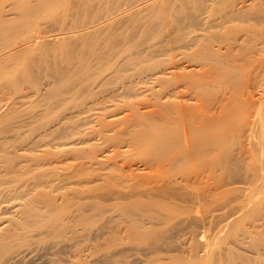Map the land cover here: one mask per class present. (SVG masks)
Returning <instances> with one entry per match:
<instances>
[{
  "label": "rangeland",
  "instance_id": "rangeland-1",
  "mask_svg": "<svg viewBox=\"0 0 264 264\" xmlns=\"http://www.w3.org/2000/svg\"><path fill=\"white\" fill-rule=\"evenodd\" d=\"M127 1H129V0H57L54 4L42 7L40 9V11H38L37 16L35 18L24 19L23 20L24 23H22L18 19H15L18 21L20 29H17V25L14 22H10L8 25H6V24L9 21L5 22L3 24H0V55H4V54L10 53L11 51H14L16 49L25 47L26 43L28 41H30L31 37L40 38V44H41L39 48H37L33 51H30L27 53L25 52V53L17 54L15 57L11 58L10 60H8V61L5 60L2 64H0V156H2V157H0V160H1L0 161V171H1L0 177L3 179L5 178L4 180L7 181V183L6 182L2 183V184L0 183V188L2 186L4 188H6V191L3 187L0 190V191H3V194L6 193L5 195H3V197L1 196V198H0V218H1L0 219L1 220V222H0V224H1L0 233H2L1 231L3 229H5V231L7 230L6 231L7 234H11V233L14 234L13 230H12L13 232H11V231L8 232V229H6V225L8 226L7 228L10 229V227H13L12 229H14L17 226V222H15L16 226H14V224L10 225L12 222L10 221V223H9V221L7 219H10V218H11L10 220L17 219L16 221H21L23 218L25 219L27 212L24 211V209H25L24 206L27 207L28 204H29V208H31L30 206L33 205V207H32V209L34 210L33 212H35L37 210L34 213V214L37 213L36 216H39L38 214L42 215V216H40V218H41L40 221H39V217L36 219L34 215H31V217H30V214H29V216H27L28 218L26 219V221L31 226L29 228L27 227L26 230L30 229L28 231H25L24 228H21V226L24 227V222H26V221H21V222H23V225L18 226V228L23 229L24 232H23V230H19L16 227L18 230L17 234H19V232H21L20 233L21 235L19 234L21 237H22V235L24 236L25 233L27 232L26 236L22 237V238H25L22 242L27 243V247H26V244L22 245V242H21L22 238L18 239V236H16L17 230L15 229V231H16L15 236H16V239L18 240V242H16L17 240L14 239L16 244H17L16 246L14 244V247L17 250V246L21 242V246H20V248L18 247L17 252L19 251V249L21 251H19L16 254V250L13 247L12 251L15 254L13 255L11 253L12 256L11 255L10 256L14 261L10 260L11 258L9 257V259L7 258L9 262H7L5 264H179V263L180 264H264V228H263L264 227V178L262 176V175H264V170L261 171V169H260L261 164H263V162H264V159L262 158V157H264V155L261 156V152L259 151V145H261V143L263 144L264 137L262 136V133L264 131H261L260 128L254 129L253 136L254 135L255 136L252 137L253 139H252V141H250V143L252 144V146H250V151H249L250 153H247L248 156H246L247 157L246 159L244 156H242V158L244 157L243 158L244 161L239 163V165L242 167V169L239 172V175H234V173L230 171L231 173L229 172V174H231V175L228 176L229 174H226L227 176H225V174H223V172L220 169H218L219 165L214 163L217 161V158L219 159V157H217L220 154L219 150H218L217 153H215L214 160L215 159L216 160L214 162L210 163L212 165L214 163V166L216 165V167H217L216 170H214V172L212 170V177L210 176L211 174L209 173V170L206 169L208 172H206V170H205V167H207V166L209 167L210 165H206L207 163H205V165H206L205 166L200 161H199L200 164H198V166L199 165L202 166V169L205 170V171H203L204 174L202 173V170H200L201 169L200 166L198 167L197 172H196L197 169L194 170V172H196V174L198 173V176L200 178L198 181H197V179H198L197 175L195 174L196 176H194L193 172L189 171V172H187V175L185 173V175L188 176L187 179L189 180V178H190L189 186L187 184H186L187 186L184 185L183 178L182 179L179 178V176H180L179 174H177V176L176 175L172 176V178L174 177L176 179V180H174L175 182L178 181V182H176L177 185H174L175 188L177 189L178 185H181L182 189H180V192H182L184 195H186L185 196L186 198L185 199L184 198L183 199L178 198L175 200V199H171L169 197L164 196V199L159 200V202L161 201L160 203L164 207H162V205L160 206L159 203L157 204V202H155L156 199L153 200L152 202H154V203L153 204L150 203L153 206L152 208H149L150 212L156 210L158 212L160 211L164 215H168V216L171 215L170 216L171 218L168 216L167 217L165 216L164 221L160 224L158 223L156 225L155 224L153 225L154 221L153 222L151 221V223H152L151 224L149 222V220L147 219L148 215H146L145 211L142 212L144 215L140 211L138 214V212H136V206H135V204H137V203L134 204L131 202L132 203L131 204L129 201L122 203L121 201L120 202L116 201L114 199V197L111 198L112 195L110 196V194L114 193L116 190L122 191L121 189H123V187H124L123 190L127 189L126 188L127 183L123 177L125 175H126L125 178L126 177H127V179L131 178L132 182H135L133 180V178L135 180L137 179L138 181H140L141 179L148 180V179H150L151 176L155 177V178L159 177V175L161 177L162 174H163L162 177L164 176V173L162 172V171H164V169H162V171H160L161 167H159V169H157L158 167L157 168L155 167V166H159V164L157 165L154 162H153V164L149 163V165L151 166L150 167L149 165H147L148 162H145L146 164L143 163V159H145L144 158L145 153L143 150H146V148H145L146 144L145 145L143 144L144 139L142 140V137L144 136L145 133L148 134L149 130H152L151 124H154V123L157 124V122H155L156 120H152L151 119L152 117H150V116L148 117L146 115V113L148 112L150 114V113H152L151 112L152 110L155 112V110H154L155 106L152 108V104L153 103L156 104V102H154V101H157L158 103L159 102H161V103L165 102L164 100H165L166 96H163V95L167 94V98L169 99L168 100L166 98V104L172 103V101H173V103H177L180 101L179 99H177L178 100L177 101L175 97H172L173 98V100H172V98L168 95V94H170L169 91H168V93H167V91L166 92L164 91L165 94L162 93L163 89L170 90V88L168 89V88L160 87L156 83H151L150 80L147 79L148 78L147 76H149L151 73H154V71H156V70H154L153 72H151V66H152V70H153V63L152 62L155 63L159 59L160 64H162V62L164 64V62H165L164 59L166 60V57L164 58V53L162 51V50H164V43H162V41L164 42L163 36L165 34L164 28H163L164 25H161L162 22L160 20L159 21L158 20H152V17L150 15H153V13L155 12L153 10V13L151 14L150 11H152V9H150V10L146 9L144 11L142 10L140 12L134 13V14H137V19H138L139 14H141V16L138 19L139 21H137L136 24L142 23L143 26L145 27L146 24L151 25V22L154 21L152 23V25L149 26L151 28V29L149 28V30H151L150 31L151 34H149L150 32L149 33L147 32L148 34L146 33L143 36H141V35L139 36V33L137 31V34L139 37L138 36L136 37V35H133L135 37V40H137V41H135V40H133L131 35L136 34V30H135V29H137L135 26L136 24H133L135 26V29L133 30L135 32L134 33V32H131L132 30L130 28H129V30H128V27L126 28V26H125L126 22L123 25H121L122 28H120L121 26H119V28H117V29L114 28V30H113L114 32L109 33L110 35L107 33L108 38H110V37H111L110 39L113 38V42H115V41L119 42V41H123V40L127 41L126 39H128L129 37H131L130 41H135L136 43L138 41L141 42V40L143 41V43L141 42L140 44H143L145 49H147V51L149 49V51H151V53L148 51L149 56H150L149 57L148 52L146 50H144L145 52H147V55L144 52L142 54H140L141 55L140 57H138V55H135L137 58V61L134 60L136 58H134V59H133V57L131 58L137 64L141 63L140 64V65H142L141 67H140V65L137 66V64H136V66L138 67L137 68L138 70L136 69V66L134 65L135 64L134 61L127 63L126 59H125L126 56L125 57L121 56V57L116 59V61H118V63L120 62L119 66L121 63L122 64L124 63L123 67H122V64L119 68L117 66V68L119 70L115 69V66L117 65V63L115 62V64H116L115 66H112L113 65L112 63L109 64L113 68H110V66L105 67L106 71L103 70L104 76L102 73V77H100L101 74L99 73L100 74L99 75L97 73V75H96V72L94 73L95 75L91 76V78L92 77L95 78V79H92L91 81L95 80L94 83L97 85L100 83L98 86H100L103 83V85H101L100 87H98L97 85H94V83L92 84L90 79L89 78H88L89 80L87 79V76L84 77L83 75H81V77L83 76L87 80H85L83 78L81 79L83 82L80 80L82 83H84L85 88L82 87V84H80L79 80H77V82L75 81L77 79V77L75 80H72L71 77H73V76L69 73V71L72 70L71 68H73L74 63H76V60L74 61V59L76 58L75 54H77V55L79 54L78 52L80 51V48H81V41H82V44L84 41V39L81 37L82 34L80 36H78L79 37V39H78L77 36L75 37V35H78V34H73V33L78 32L80 30L79 27L81 25H89V24H91V22L94 23V21H97V20L98 21L95 23L98 24V22L100 23L101 21H103L107 18L109 20L110 16L112 17V16H114L113 14L118 12L117 9L127 10L126 4H125V2H127ZM130 1H131V4L132 3L135 4V5L132 4L133 7L138 5L140 2V0H138V1L137 0H130ZM130 1H129V3H130ZM175 1L177 3H179L178 0H175ZM225 1L229 5H230V2L228 3V1L232 2V0H228V1L225 0ZM243 1L244 0H233L231 5L234 8H238L240 5H243V3H241ZM245 1H244V3L246 6L248 4L251 7L253 6V8H254V6H256V8H254L255 10H257L258 8H263V6H264L263 2H259L257 0H255V1H257L258 3L257 2L255 3V1H252V0H245ZM173 3L176 4L174 1H173ZM233 3H235V4H233ZM208 4H210V3H208ZM127 6H131V5L128 4ZM175 6H177V4ZM257 6H260V7H257ZM218 7L219 6H217L216 8H218ZM248 7H247V10L249 11V9L251 7H249V9H248ZM130 8H132V6ZM136 8L138 9L137 6H136ZM136 8H134L133 12H136V10H137ZM253 8H251V9H253ZM226 9H227V7H226ZM161 10L164 11V8ZM163 11H161V14L163 13ZM258 11H259V9H258ZM251 12H253V10ZM110 13H111V15H109ZM147 13H148V15H147ZM145 15H147V16H145ZM148 16L151 18L150 20H149ZM154 16H156V15H154ZM146 17H147V19H146ZM7 18L11 19L12 17L7 15V17L5 19H7ZM140 19H142V20H140ZM161 19H162V17H161ZM108 20H105V21H108ZM101 23H103V22H101ZM157 24H158V27L161 25L162 28H158L156 26ZM139 26H138V30H139ZM235 26H236V24H235ZM237 26L239 27V24ZM241 26L244 27L245 25L241 24ZM262 26H264V24H262ZM77 27H78V29H77ZM141 27H142V25H141ZM155 27H156V29H155ZM108 28H110V27H108ZM111 29H113V27ZM259 29L261 30V27ZM262 29L264 30V27H262ZM117 30H118V32H117ZM153 30H154V32H155V30H157V31L154 33ZM123 32H124V34H123ZM261 32H263V31H261ZM162 33H164V34H162ZM127 34H129V35H127ZM152 35H153V37H152ZM73 36L75 39L73 38ZM144 36H145V39H144ZM126 37H128V38H126ZM71 38H73V39H71ZM84 38H86V37H84ZM106 38H107V36H106ZM123 38H125V39H123ZM114 39H116V40H114ZM146 39L147 40L149 39V40L146 42ZM160 40H161V42H160ZM127 44H128V42H127ZM129 44L131 45L130 42H129ZM154 44H156V47L154 48L156 53L153 50ZM245 44L246 45H244V42H243L244 46H242V47L240 46V50L243 49L244 54H247L248 52H247V50H245V49H247V43L245 42ZM251 45L252 44L248 45L250 47V48H248V50L251 49L250 51H253V47ZM77 46L79 48H77ZM139 47L141 49H139ZM139 47H137L138 49H135V50L136 51L139 50V52H142V45H140ZM150 47L152 50L150 49ZM244 47H245V49H244ZM73 48H75L76 51ZM238 48H239V46H238ZM158 49L160 51L161 56L158 54ZM73 50H74V52H72ZM257 50H256V52H258L257 54H256V52H252L254 54L255 58L256 57L259 58L258 56H259L260 50L259 49H257ZM181 51L182 52L188 51V53H190L189 50H186V51L181 50ZM236 51H237V53H236ZM236 51H235L236 55H235V53H234V55L238 58H243L244 54H242V53L240 54L239 50H236ZM263 52L261 49V56H260L261 59H262V56L264 55ZM238 53L242 57L237 56ZM80 54H81V52H80ZM144 54L146 55V57L148 56V58H150L149 61H147L148 58L143 57ZM153 56L155 58L157 57L156 61H155V58ZM73 57H74V59H72ZM253 58H251V60H253V63L251 61V63H252L251 68H250V65H248L250 68V71L253 70V68H255V70L251 71V73L254 75V73L260 71L261 76H258L259 73L258 74L256 73L254 75L255 76L254 77L251 73H249L250 71L248 72V70H249L248 66L243 65V63H242L240 65V68L243 65V66H245L244 68L246 69V71L244 70V68L240 69L241 71L236 70V71H238V73H236L237 76H235V74L233 73L235 78H232L233 77L232 70L230 71L231 74H229L230 73V72H228L229 70H226V72L224 71L225 75H222L221 73H219V75L221 77L224 76V79L222 78L223 80L217 75L218 79L220 80L219 84H218V80L215 78L217 81V84L215 86H214V84L216 82L214 79L215 83H213V86L208 84V80H207V83H206V81H205V83L208 84V86L210 88L207 85H206V87H204V89L201 88V92L203 90L205 92H207V93H204V91H203V93L205 95L204 96L205 98H203L205 101L204 100L203 101L206 104V105L205 104L204 105H205V107L207 106L206 107L207 109L209 108L211 110V111H208V110L206 111L205 110L206 108H204L205 115L207 113V115L205 117H210L212 115V113L214 112V109H215L216 115L218 116V120L221 119L223 121L224 120L223 117H225L227 115L226 118L228 120H225V122L223 121L224 124H223V122H222V124L224 126L226 124H227L226 126H230L232 124V127H229L230 133L227 132V134H226L227 138H229V139H230L229 136L233 135L234 134L233 130H235L234 129L235 121H233L234 119H233V116H231V114L234 115L235 114L234 111H235V109H237V108H235V107H237V105H236L237 101L235 102L236 95H235V93L232 94L235 97V99H234L233 97L232 98L230 97V94L232 93V90L234 91V89H233L234 83H235V81H237L239 79L238 77L239 76L241 77V75H242V78H243V76L246 74V77L244 76L245 79H249L250 75H251V79L253 78L252 79L253 82L252 83L250 82L251 84L250 83L247 84V80H245L246 85L244 87H243L244 82L240 83L244 80V78L239 79V81L242 80L240 82L237 81L239 86H241V84H242V86H241L242 89L243 88L245 89L246 87H247L246 90L249 89L248 92L250 93V95H252V97H253L252 99L255 100L256 98L259 97V95L262 97L264 95L263 94L264 93V76H263L264 75V70H263L264 67H262V66H264V64L262 62V65H261L262 60L259 59V65H257L258 60L255 59L256 62H254ZM151 59H152V62H150ZM128 60H130V58H128ZM138 60H139V62H138ZM124 61L127 63V65ZM263 61H264V59H263ZM68 62H70V63H68ZM132 62H133V65L135 66L134 67L135 70H133ZM255 63H256V65H255ZM69 64L72 65V67H70ZM128 64H130L131 67ZM189 64H186V62L184 64L185 66L190 68L189 71L191 69H192V71L193 70L197 71L199 69V67L196 65H193V63H189ZM248 64H249V61H248ZM253 64L255 67L253 66ZM143 65L145 66V68ZM149 65H150V67H149ZM246 66L248 69L246 68ZM258 66H259V68H258L259 71L256 70V68ZM260 66H261V70H260ZM218 67H220V66H218ZM109 68H110V71H109ZM130 68H131L132 72L131 71L128 72V70H130ZM149 68H150V70H149ZM196 68H197V70H196ZM61 69H63V70H61ZM113 69L116 70V72H117L116 75H118L119 77L116 76L114 73H112ZM120 70H121V72H120ZM123 70H125V71H123ZM147 70H149V71H147ZM242 70L245 71V72L243 71L244 75L239 73V72H242ZM60 71L66 72L65 75H64V73L62 75V72L60 73ZM135 71L139 72L136 74V75L139 74L138 77L134 76ZM227 72L230 76H232V77H228L229 75L227 76V79L231 78L230 79L231 82L225 79ZM68 73H69V75H68ZM90 73L93 74V71ZM130 73H132L131 78H132L133 82L129 79L131 81L130 82L127 79V77L125 78V76H127V75L130 76ZM92 74H90V75H92ZM110 74H113V76L111 75V77H110ZM125 74H127V75H125ZM142 74H144V75L146 74L145 77ZM238 74H240V75H238ZM67 75L70 77H67ZM98 75H99V77L97 80L96 76H98ZM248 75H249V77L247 78ZM256 75H257V77H256ZM79 76H78V78H79ZM121 76H124V77H121ZM51 77H53L54 79ZM63 77H65L64 78L65 80H63ZM260 77H261V80H260ZM58 78H59V80H58ZM123 78H125V79L123 80ZM254 78H258L259 82L257 81V79L255 80ZM103 79H105V80L103 81ZM142 79H143V82H145L146 80L147 81L149 80L148 81L149 83H147V81H146L145 82L146 85H145L142 82ZM251 79H249V81H251ZM55 80H57V81H55ZM70 80L72 82H70ZM100 80L102 83L98 82ZM108 80H111L109 82L110 83L112 82L111 83L112 85L107 84V83H109ZM127 80L129 81L128 83H127ZM225 80L227 81V84H229V85H222L223 83L226 82ZM74 81L76 84L74 83ZM106 81H107V83H105ZM122 81L126 84V86L130 87L132 85L131 89H132V87H133V90L136 88L135 90L137 92H135V93H137L139 95V97H137L135 93H134L135 95L134 94L130 95V93H133V91L132 92L130 91V93L128 91V93H127L128 96L125 95L126 103H127V101L129 103L127 106H129L130 103H132V102H134V103L137 102L136 104H138V102H139V104H140V106H136L135 108H132V111H131L130 107H129L130 109H127L128 107L126 106V104L124 105L125 102L123 103V100L125 99V97L122 98L120 96L121 99H120V97H118L119 99L117 97H116L117 99L114 97V96H116L113 94L114 91L118 87H121V85H125ZM137 81H138V83H137ZM223 81H225V82H223ZM254 81H257L258 83L256 82L257 84H255ZM59 82H61V83H59ZM86 82L88 83V87L90 85V88H95V89H93V90L90 89V91H89V89H87L88 87H86L87 84L85 85ZM62 83H65V85ZM72 83L74 86L71 85ZM90 83L93 85V87L91 86ZM201 83H199V84H201ZM209 83H212L211 80H209ZM237 83H235V85H237ZM154 84L157 86H155ZM252 84H253V86H252ZM50 85H51V87H50ZM78 85H80V86L78 87ZM104 85L107 88H105ZM109 85H110V87H109ZM135 85H137V86H135ZM201 85L204 86L205 84L202 83ZM231 85L233 88L230 87ZM163 86H165V85H163ZM248 86H250V87H248ZM139 87L140 88L142 87L140 89V91H139ZM152 87H153V89H152ZM226 87L231 88L230 89L231 91ZM72 88L75 89V90H73V92H75V93H77L79 91V93L76 94L75 97H74V94L72 92ZM103 88L105 89V91ZM113 88H114V90H112ZM126 88L127 87L124 86V88L121 90L124 91ZM147 88H149V90ZM160 88H163L161 90L162 92H160L162 94V96H160V93H158L159 98L156 100L158 95L155 96L154 92H156ZM68 89H69V91H68ZM85 89L87 91H85ZM207 89H209V90L207 91ZM237 89L240 90V88H237ZM97 90H99V91H97ZM127 90H128V88H127ZM186 90H184L185 91L184 93H186ZM220 90H222V91H220ZM225 90L230 91L229 92L230 94L228 95L227 94L228 92H225ZM70 91L72 93V96H71V94L69 95ZM91 91L92 92L95 91V92L92 93ZM64 92H66V93H64ZM97 92H98V94H97ZM101 92H104V93H101ZM125 92H126V90H125ZM187 92L189 93L190 89H188ZM195 92H196V94L199 93L198 95H201V93L199 91H198V93H197V91H195ZM222 92H224V94L226 93V95L223 96ZM245 92H247V91L243 90V92H242V90H241V92H240V93H243V98L248 97L247 95L244 94ZM62 93H64V94H62ZM139 93H141V95ZM190 93H192V94L190 95ZM190 93L187 96V97H189L188 99L185 98L184 99L185 101H183V99H182V101H180V102H183V103L186 102L185 104H189L188 103L189 99H190L189 102L191 100L193 101L194 95H196V94H194L193 92H190ZM220 93H221V95H220ZM236 93H238V92L236 91ZM60 94H62V95H60ZM83 94L84 95L86 94V95L83 96ZM115 94H116V92H115ZM121 94H123V92H121L120 95ZM58 95H60V96H58ZM64 95L67 98L64 97ZM88 95H89V97H88ZM96 95H97V97H96ZM104 95H106V96H104ZM117 95L119 96V94H117ZM133 95H134V97L131 98V96H133ZM186 95H187V93H186ZM206 95H208V96L206 97ZM112 96L114 97L115 101L113 100ZM190 96H191V98H190ZM210 96L212 97V99ZM228 96H229V99L230 98L234 99V102H232V103H233V105H235V107H233V109H232L233 111L230 114V116L228 115L227 110L230 112L228 105L230 106L232 104H231V100H230V104L228 103V105H227V102L229 101ZM240 96L238 95L239 100H240ZM63 97L65 98L66 101H64ZM70 97L72 98V100L70 99ZM73 97H74V99H73ZM225 97L227 98V100L225 99L227 102L224 103ZM110 98H111V101L109 100ZM45 99L48 101L46 103L48 105H49L50 101H53L52 103L50 102V104H51V105H49L50 107L46 106V104H45L46 100ZM57 99H58V102L54 103L57 101ZM67 99H68V101L70 100L72 102L71 103H70V101L67 102ZM104 99H106V100H104ZM174 99L176 100L175 102H174ZM59 100H60V104H59ZM167 100H168V102H167ZM213 100H214V102H213ZM217 100H219V101H217ZM196 101H199L198 98H197V100H195V103H197ZM221 101H223V102H221ZM82 102H85L84 103L85 106ZM95 102L96 103L98 102V103L96 104ZM101 102H102V105L100 104ZM149 102H151L150 106H149ZM199 102H198V104H199ZM63 103H65V104H63ZM104 103H106V104H104ZM112 103L114 105H112ZM145 103L146 104L148 103V104L145 105ZM193 103H194V101H193ZM200 103L202 104V102H200ZM207 103H209V104H207ZM222 103L225 104L224 106L225 107L227 106L228 109L224 108L226 110L227 114H224L226 112L220 113V114H222V117H220V114L218 115L217 111L220 112V111L224 110L223 108H220V106H222L221 105ZM53 104H54V106H53ZM110 104H111V106H109ZM118 104L119 105L123 104V107L126 106L127 108L125 107L122 109V106H118ZM79 105L81 106V109H80ZM115 105L120 107V109L119 108L116 109V107H114ZM204 105H202V107ZM51 106H53V107H51ZM96 106H97V108H95ZM107 106L109 107V109ZM232 106L230 107V109L232 108ZM251 106H254V107H251V109L253 108V111L255 110V113H257V111H258L257 104L256 105L252 104ZM113 107L118 112H116L115 109H113ZM87 108H88V110H87ZM98 108L100 109V111ZM162 108L164 109V105ZM82 109L84 110V113H83ZM101 109H102V111H101ZM144 109H145V111H144ZM163 109L158 110V108H157V113H158V111L159 112L163 111ZM212 110H213V112H212ZM237 111L239 112V110H236L235 112H237ZM215 112H214V114H215ZM238 112L236 113L237 115H238ZM258 112H260V114H261V115L258 114V116H260L258 118L263 119L262 115H264V107L260 108V111H258ZM81 113H83V114H81ZM202 113H204L203 109H202ZM130 114L133 115L132 116L133 118H134V115L137 116V118L138 117H143V118L139 119L138 120L139 122L137 120L135 121V123L137 122L138 125L130 120L132 123H134V125H135L134 126V125H132V123H129L130 122L129 119L126 120V117L130 118L127 116V115L130 116ZM142 114L146 115L147 117L141 116ZM154 114H156V113H153L151 115L154 116ZM214 114H213V116H214ZM241 114H242V112H241ZM241 114H240V117L243 115V114L242 115ZM235 115H234V118L236 119ZM119 117L121 119L125 117L124 120H126V123L129 121L128 122L130 125V127L128 126L129 132L125 131L126 130L125 129L123 131V134L121 131L119 133V130L120 129L122 130V128L123 129L126 128L127 124H128V123L126 124L123 121V119L120 120ZM157 117H158V115L156 114L155 119L159 120L158 119L159 117L158 118ZM229 117L231 119H233L232 120L233 122H230L231 120H229ZM113 118H114V121H115V119L119 118L117 120V122H119V124L121 122H123V123H121L122 125L121 124L119 125L118 123L113 124V122H114V121H112ZM212 118L213 117L211 116V120L213 121V123L217 124L218 121H216L217 120L216 116H214V119L216 118V120H215L216 122ZM237 119H238V122H237V125L235 124L236 125L235 128H237L238 123H240L239 121H241V119H239V118H237ZM209 120H210V118L208 120H206V122H205L207 126H209L208 122L211 121V120L210 121ZM148 121H151V122L148 123ZM160 121H161V119H160ZM68 122H69V124H68ZM81 122H83V124ZM110 122L113 125H111ZM165 122L166 121H164V123ZM176 122L177 121H173V122L171 121V123H173V124H171L170 122H168V124L169 125L171 124L170 127H173L176 124ZM64 123L67 124L66 127L64 126L65 125ZM145 123H146V125H145ZM161 123H162L161 126L164 125L163 122H161ZM219 123H221V121L218 122V125H219ZM229 123H230V125H229ZM106 124L108 125V128H107ZM123 124L124 125L126 124V125L124 126ZM140 124L142 125V128L140 127L141 126ZM148 124L150 127H148ZM222 124H221V126H223ZM60 125H61V127L64 126V128H61ZM101 125H102V127H101ZM158 125L160 126V123ZM166 125H167V123H166ZM169 125H168V127L167 126L166 127L169 128ZM68 126H70V127H68ZM71 126H73V127L71 128ZM176 126H177V124H176ZM176 126H175V128H176ZM224 126L223 127L219 126V127L223 130ZM226 126H225V128H226ZM78 127H80V128H78ZM100 127L102 129L101 132H100ZM104 127H105V129H104ZM155 127H157V126L155 125L153 128H155ZM175 128L173 129L172 133L173 132L176 133V131H174ZM63 129H65V130L63 131ZM70 129H71V132H70ZM77 129H79V131ZM131 129H133V130H131ZM114 130H115V132L117 130L119 135L120 134L121 135L120 136L114 135L115 134ZM138 130L140 133L138 132ZM176 130H177V128H176ZM263 130H264V128H263ZM67 131H68V133H66ZM133 131L135 133H133ZM226 131H228V128H226ZM60 132H62L61 133L62 136L60 135ZM137 132L139 133V135H141V133L143 132L142 135L140 136L141 138L137 137L138 136ZM170 132H171V129H170ZM170 132L167 131L168 134H170ZM177 132H178V130H177ZM71 133L72 134L74 133L73 138H71L72 137V135H70ZM118 133H116V134H118ZM131 134H133V136L134 135H136V136H134L132 138ZM165 134H166V132H165ZM67 135L70 136L69 137L70 139L68 138ZM102 135H103V137H101ZM110 135L116 136L115 139L118 137V139L120 141L117 139V141H118V143H117L115 139H111L112 140V142H111V140H110L111 136ZM122 135L124 136L123 140L125 139L126 142H125V140L123 141L121 139ZM263 135H264V133H263ZM105 136H106V139L104 138ZM176 137H177V133H176ZM262 137H263V139H262ZM108 139H109V141H108ZM128 139L129 140L131 139L133 142L131 140H130L131 141L130 142ZM224 139H225V137H224ZM229 139H227L229 142L227 144L225 143L228 146V148L225 146L226 148L224 147V149H223V150L227 151V155L225 154V156H228L229 150L233 151V154H234V151L236 150L235 148L238 147V146L234 145L235 150H233V148L231 147V146H233V142H232V140L230 141ZM68 142H70V144ZM224 142H226V140H224ZM230 142L232 145H230ZM65 143L67 144V146H65ZM124 143L125 144L127 143L126 145H128V147ZM59 145H60V148H59ZM72 145H73V147H72ZM140 145H141V148H140ZM69 146H70V149H72L73 151L69 149ZM61 147H63L64 149L62 150ZM65 147H66V149L70 150V152L67 150L68 151V152H66V154L68 153L67 155H65V152L63 153V151H66ZM57 148H58L59 152H61V155L58 154V150H57V154H56L55 151ZM73 148H76V149H73ZM230 148H232V149H230ZM238 148H237V150H238ZM81 149L83 152H81ZM139 150H140V152H139ZM141 151H142V153H141ZM84 152H85V155H84ZM129 152H131V153H129ZM137 152H138V154L141 153V155H143V153H144V155L143 156L137 155ZM220 152H221V150H220ZM224 152L225 151H223V154H222V152L220 154L221 159H222V157L224 158ZM46 153H48V154H46ZM132 153H133V155H137V157H133ZM235 153H236V151H235ZM249 154L251 156H249ZM129 155H130V158H129ZM230 155H232V153ZM20 156H22V157H20ZM33 157H34V159H33ZM53 157H54V159H53ZM127 157H128V159H127ZM110 158H111V160H110ZM138 158L140 159L139 162H138V160L135 161V159H138ZM36 159L38 160V162H36L37 161ZM41 159H43L45 161V163ZM4 160H5V162L3 163L2 161H4ZM49 160H50L51 164H50ZM209 160L213 161V157H212V159H209ZM10 161H13V162H11V166L13 167L12 169H11V166L9 164ZM7 162H8V165L5 164ZM40 162H41V164H40ZM244 162H246V163H244ZM42 163H43V165H42ZM46 163L48 164V166ZM110 163H112V164L114 163V165H112V164L110 165ZM44 164H46V165H44ZM115 165H116V167H115ZM145 165H147V167ZM41 166H42V168H41ZM46 166H47V168H46ZM6 168L8 171L6 170ZM122 168H124L123 169V170H125L124 172H123ZM186 168H189V167L185 165L184 169L186 170ZM46 169H49V172H48V170L46 171ZM80 169L83 170L85 174ZM105 169H107L108 171ZM155 169H156V171H155ZM253 169H254V171H253ZM17 170L19 172H17ZM35 170H36V172H35ZM50 170H52V171H50ZM74 170H75V173L77 171H79V173H80L78 175H77L78 172L76 174H74L75 176H77V178L71 176V175H73ZM103 170H104V175H105V173H107L105 175L107 180L105 177H103ZM112 170L115 172V174ZM13 171H15V174L17 172V175H15V174L13 175V173H14ZM23 171L25 172L24 174H23ZM41 171L43 174V178L45 177L44 174H46L48 172V174H49L48 176L50 178L49 177L47 179L45 178L46 181L47 180L49 181L51 178L54 179L52 181L51 180L49 181L50 184L52 183V187H50V184L47 187L48 181L47 182L45 181L46 187L43 186L44 183L42 186H39L41 184V182H43L42 178H41L42 176L39 179V180H41V182L39 181V182L34 183V184L33 183L29 184L28 181L26 182V180L30 181L31 178H33L36 181V179H37L36 177L39 176V173ZM53 171H55V172H53ZM199 171H201V172H199ZM8 172H9V174L7 175ZM10 172H12V173H10ZM111 172L113 173V176H112ZM116 172H117V174H116ZM50 173H51V175H50ZM158 173H160V174L157 175ZM199 173H200L201 177H200ZM205 173L210 174V175H206ZM37 174H38V176H37ZM83 174H84V176H83ZM101 174H102V176H101ZM108 174H109V176H107ZM191 174H193V175H191ZM33 175L35 177H33ZM130 175H131V177H130ZM144 175L145 176L147 175L146 178ZM149 175H150V177H149ZM222 175L224 176V178ZM11 176H13V177H11ZM51 176H53V177H51ZM86 176H88V177H86ZM93 176H95V177H93ZM110 176L115 177V178H111ZM116 176L119 178H117ZM132 176H134V177L132 178ZM184 176H182V177H184ZM189 176H191V177H189ZM202 176H203V178H202ZM231 176H232V179H230ZM91 177H93V179ZM96 177H97V179H96ZM121 177H123V178H121ZM139 177H140V180H139ZM152 177H151V183H153L152 184L153 186L157 182L159 184L161 183V185L164 182V179L162 180V178L159 177L156 180V182L154 183L152 180H155V178H152ZM193 177H195V178H193ZM67 178H68V180H67ZM11 179L14 182L17 181V185H18V182L22 184V181L24 182V180H25V182H24L25 184L23 186H20V189H19L18 188L19 186H17V185L15 186L14 184L11 183L12 182ZM16 179H18L19 181ZM20 179L22 181H20ZM114 179H117L118 181H115ZM119 179H121L123 181V183H121V184H124L121 188L119 186V184L121 182V181H119ZM194 179H196V181H197V182H195L196 184H192L193 183L192 180L194 181ZM34 180H33V182H34ZM166 180H167L166 183L165 182L163 183L164 185L165 184L167 185L168 184L167 182L171 181V179L168 180V178H166ZM181 180H182V182H181ZM225 180H227V181H225ZM261 180H263V182ZM108 181L110 184L108 183ZM31 182H32V179H31ZM79 182H81L82 184L81 183L79 184ZM26 183H28V184H26ZM53 183H55V185ZM106 183H107V186H106ZM214 183H215V185L218 186L217 188H216V186H213ZM223 183L225 184V186ZM31 184L33 185V189L30 191L29 189L31 188V186H30ZM35 184L38 185L39 188H37V189H39V190L36 189L37 186L35 187ZM114 184H116V185H114ZM219 184L220 185L222 184V186L219 187L220 186ZM25 186H27V187H25ZM167 186L171 187L173 185H167ZM34 187H35V189H34ZM117 187H118V189H117ZM184 187L187 189H185ZM109 188H111V189H109ZM173 188L174 187H171V190H173ZM166 189L164 188V191ZM111 190H112V192H111ZM39 191L40 192L42 191L41 192V198L38 197L40 195ZM106 191H108L109 193ZM37 193H39V194H37ZM52 194H53V196H52ZM7 195H9V196L7 197ZM20 196H22V198ZM30 196H31V199H30ZM66 197H67V199H66ZM86 197H87V199H86ZM33 198H34V201H33ZM51 199H52V201H51ZM61 199H63V200H61ZM73 199H74V203H73ZM24 200H25V202H24ZM49 201H50V203L53 202L54 205H51L52 203L50 204ZM140 201H144V199L140 200ZM19 202L22 205L24 204L22 206L23 209L22 208L20 209V207H19V209H20L19 210L17 208V206L19 205ZM27 202H28V204L26 205ZM32 202H33V204H32ZM64 202L67 204H65ZM75 202H76V204H75ZM12 203H14V204H12ZM16 203L18 205H16ZM126 203H128V204L130 203V204L128 205ZM21 204L19 206H21ZM77 204H78V206H77ZM14 205H16L15 208H17V210L14 208ZM65 205H67V206L65 207ZM80 205H81V207H80ZM86 205H88V206H86ZM130 205H132V206H130ZM157 205H159V206H157ZM8 206L11 208H9ZM74 206H75V208H74ZM96 207L101 209V211H100V209H99V211L97 210V215H96V210H95V209H97ZM2 208H5V209L2 210ZM68 208H69V210L66 211ZM82 208L83 209L85 208L84 209L85 211L82 210ZM91 208H92V210H95V211H92ZM27 209L28 208H26L25 210H27ZM46 209H47V212H46ZM51 209L53 210V212L51 211ZM60 209H62V210H60ZM87 209H88V212H87ZM128 209L132 210V212H133V216L131 215L132 217H130L131 222L129 221L130 218L127 219V216L129 217V215H127L126 217L123 215V212H124L123 210H128ZM133 209H134V211H133ZM22 210L24 211L25 215H23L24 213L22 214V212H23ZM58 210H60V211L57 213ZM102 210H104V211L102 212ZM107 211L109 214L107 213ZM120 211H123V212H120ZM3 212H4V215H3ZM50 212H52V213H50ZM63 212H65V214ZM79 212H80V214H79ZM100 212L103 214H100ZM150 212H147V213H150ZM90 213L92 214V216L90 215ZM134 213L136 215H134ZM45 214L48 217V219H46L47 217L45 216ZM52 214L54 215V217L52 216ZM56 214H58V215H56ZM81 214H84V215L87 214L90 218L87 216L88 218L86 217L87 219H85V216L81 217ZM61 215L64 217H62ZM67 215L69 217H67ZM100 215H101V217H100ZM102 215H104V219H106V220L108 219V217H111V219L113 218L114 220L110 219V221L107 220V222H104ZM78 216H80V218H82V219H80ZM6 217H7V219H5ZM29 217H30V219H29ZM42 217H43V219H42ZM77 217H78V220L75 221L77 219ZM186 218L196 219V221H198L199 225L196 224L197 225L196 226L195 224H192L190 227L184 226L183 227L184 231L182 229L179 231L176 229L175 230L171 229L173 227V225L177 222V220L186 219ZM83 219L85 221H81ZM6 220L8 221V223ZM43 220H44V222H43ZM141 220H142V222H141ZM134 221L135 222L137 221V222L134 223ZM201 221H203V222H201ZM21 222H18V225ZM38 222H39V224H37ZM49 222H51V223H49ZM108 222H110L109 225H108ZM172 222H173V224H172ZM26 223H25V226H27ZM102 223H105V224H102ZM35 224H36V226H35ZM50 224H51V226H50ZM53 224L54 225L56 224V225L53 227ZM2 226H4V227L2 228ZM47 227H48V229H47ZM100 227H102L104 229H102V231H101ZM54 230H55V232H54ZM57 231H59V233ZM98 231L105 232V233L104 234L101 233L102 235H99L100 232L98 233ZM52 232H54V233L52 234ZM2 234H4V231ZM20 236H19V238H20ZM1 237H3V235ZM13 238H15V237L13 236ZM10 239H11V241H13L11 237H10ZM60 244H61V246H60ZM151 245H152V248L154 247L153 249H151ZM23 248H24V250H23ZM147 248H148V251L146 250L147 253H145L146 252L145 249H147ZM149 249L153 250L152 253L150 252ZM148 252H150V253H148ZM7 259L6 260L4 259L5 260L4 262H6ZM0 262L2 264H4L3 261L0 260Z\"/></svg>",
  "mask_w": 264,
  "mask_h": 264
},
{
  "label": "bare ground",
  "instance_id": "bare-ground-1",
  "mask_svg": "<svg viewBox=\"0 0 264 264\" xmlns=\"http://www.w3.org/2000/svg\"><path fill=\"white\" fill-rule=\"evenodd\" d=\"M57 0H0V24H3V23H5V22H8L6 25H8L10 22H14V23H16V25H17V29H20V26H19V23H18V21L17 20H15V19H18L19 21H21L22 23H24L23 22V20L24 19H32V18H35L36 16H37V13H38V11H40V9L42 8V7H44V6H48V5H51V4H54L55 2H56ZM130 1V0H129ZM129 1H127V2H125V4H126V7H127V10H123V9H117L118 10V12L117 13H115V14H113L114 16H110L109 17V20H108V18L107 19H105V20H108V21H105V20H103V21H101V22H103V23H99L98 22V24L97 23H95V22H97V21H94V23H92L91 22V24H89V25H81L79 28H80V30L78 31V32H75V33H73V34H78V35H75V37L77 36V38L79 39V37L78 36H80L81 34H82V38L84 39V41H83V44H82V41H81V48H80V51L78 52L79 54L77 55V54H75L76 55V58L74 59V57L72 58V59H74V61L76 60V63H74L72 60V62L74 63V65H73V68H71L72 70L71 71H69V73L73 76V77H71L72 78V80H75L76 79V77H77V79L75 80L76 82H77V80H79V82H80V84H82V87L83 88H85L84 87V83H82L83 81L81 80L82 78L83 79H85V80H87L88 78L90 79V81L92 80V79H95L94 77H92L91 78V76H93V75H95L94 73L96 72V75H97V73L100 75V77H102V73L104 72V71H106V69H105V67L106 66H110L109 64H113L112 66H115L116 64H115V62L117 63V65L115 66V69L117 70L120 66H121V64H120V66H119V63H118V61H116V59L117 58H119V57H121V56H126L125 57V59H126V62L127 63H130L131 61H137V58H136V56L135 55H138V57H140L141 55L140 54H142L143 52L147 55V52L149 51V49H148V51H147V49H145V47L143 46V44H140L141 42L143 43V41L141 40V42H135V41H137V40H135V37L133 36V35H136V37L138 36V34H137V31H138V33H139V36L141 35V36H143L144 34H146L147 32L149 33L151 30H149V26H151L152 25V23L154 22V21H152L151 22V25H147L146 24V26L144 27L143 26V24L142 23H138V24H136L137 23V21H139L138 19H139V17L141 16V14H139V16H138V19H137V14H134V13H137V12H140V11H144V10H146V9H152V11H150L151 12V14L153 13V10L155 11L154 13H153V15H150L151 17H152V20H160L161 22H162V24L161 25H164V33H162V34H164V42L162 41V43H164V50H162L163 51V53H164V58L166 57V60L164 59V64H163V62H162V64H160V61H159V59H158V61H156V58H155V63L154 62H152V59L150 60V62H152L153 63V70H152V66H151V72H153L154 70H156V71H154V73H151L149 76H147L146 78L147 79H149L150 80V82L151 83H156L158 86H160V87H163V88H170V90H165V89H163V88H160L159 90H157L156 92H154L155 93V96H157L158 95V97L156 98V100L159 98V94L158 93H160V92H162L161 90L163 89V94H165V92L167 91V93H168V91H169V93L170 94H168L171 98L172 97H175L176 98V100L177 99H179L180 101H182V99H183V101H185L184 99L185 98H189V97H187L188 96V94L190 93V92H193L194 94H196V92L195 91H197V93H198V91L201 93V95H198V94H196V95H194V99H193V101H194V103H193V101L190 103L189 102V100H188V103L189 104H185V103H183V102H177V103H173V101H172V103H168V104H166V98H167V94L166 95H163V96H166V98H165V102H163V103H161V102H157V101H154V102H156V104H152V108L154 107L155 109V112L152 110H150L152 113H146V115L149 117H152L151 119L152 120H156L155 122H157V124L156 123H154V124H151V126H152V130H149L148 131V134L147 133H145L144 134V136L142 137V140L144 139V145H145V148H146V150H143L144 151V153H145V159H143V163L144 164H146L145 162H148L147 163V165H149V163H152L153 164V162L155 163V164H159V166H155L157 169H159V167H161V169H160V171H162V169H164V171H162L163 173H164V176L162 177V175H161V177H160V173H158L157 175H159V177L160 178H162V180L164 179V182L166 183V178H168V180L169 179H171V181H169V182H167L168 184L167 185H173V186H171V187H174L173 188V190H171V187L169 186H167L166 184L164 185L163 183H162V185H161V183L159 184L158 182L157 183H155L156 182V180L159 178V177H152V178H155V180H152L155 184H154V186L152 185L153 183H151V177H150V175H149V177H150V179H148V180H143V179H141L140 180V177H139V180L140 181H138L137 179L135 180L133 177L134 176H132V178H133V180L135 181V182H132V179L131 178H128L127 179V177L125 178V176H123L124 177V180L126 181V183H127V189L126 190H123L124 189V187H123V189H121L122 191H115L114 193H112V194H110V196H111V198L112 197H114V199L116 200V201H121L122 203L123 202H132V203H137V204H135V206H136V212H138V214H139V211L142 213V212H144L145 211V213H146V215H148L147 216V219L149 220V222L151 223V221L153 222V225L155 224H160V223H162L163 221H164V217L166 216H168V215H164L163 213H161L160 211L158 212V211H149L150 209L149 208H152L153 206L151 205V204H153L154 202H152L153 200H155V202H157V204L159 203L160 204V206L162 205L160 202H159V200L160 199H164V196H166V197H169V198H171V199H178V198H181V199H185L186 197V195H184L182 192H180V189H182V187H181V185H178V187H177V189L175 188V186L174 185H177L176 184V182H178V181H174V180H176L174 177L172 178V176H174V175H176L177 176V174H179L180 176H179V178H183V182H184V185H188L189 186V180H190V178H189V180L187 179V177L188 176H186L187 175V172H189V171H191V172H193L194 173V176H196L197 175V181L200 179L199 178V176H198V173L196 174V172L198 171V167L200 166H198V164H200V162L202 163V164H204L205 165V163H207L206 165H210L208 168L207 167H205V170L206 169H208L209 170V173L211 174H207V173H205L206 175H210L211 177H212V170H213V172H214V170H216V165L214 166V163H216L217 165H219L218 166V169H220L222 172H223V174H225V176H227L226 174H229V172L231 171V172H233L234 173V175H239V172H240V170L242 169V167L239 165V163H241L242 161H244L243 160V158L245 157V159L247 158L246 156H248L247 155V153H250L249 151H250V146H252V144L250 143V141H252V137H254L253 136V132H254V129H257V128H260L261 129V131H264L263 130V128H264V115H262V118L263 119H259L258 117H260V116H258V114H260V112H258V111H260V108H262V107H264V95H263V97L262 96H260L259 95V97L258 98H256L255 100L254 99H252L253 97H252V95H250V93L248 92V90H246V88L244 89H242V84H241V86H239L238 85V83H237V81H239V79H243L244 78V80L242 81V80H240V81H242V82H240V83H243L244 82V84H243V87L246 85L245 83V80H247V84L248 83H252L253 81H252V79H251V75H250V77H249V75L247 76V78L249 77V79H251V81H249V79H245V77H246V74L244 75V72L246 71V69L244 68L245 66H243V65H250V68H251V64L253 63V60H251V58H253L254 57V54L252 53V52H256V50L257 49H259L260 50V53H259V58H253L254 59V62H256L255 61V59H257L258 61H257V65H259V59H261V49H262V52L264 51V30L262 29V27H264V26H262V24H264V6H263V8H258L259 9V11H258V9L257 10H255L254 8H256V6H254V8H253V6L251 7V6H249V4L246 6L245 5V3H244V1L243 2H241V3H243V5H240L238 8H234L232 5H231V3L233 2V0H232V2L231 1H228V3L230 2V5L229 4H227V2L225 1V0H178V2L179 3H177L175 0H140V2H139V4L138 5H136L137 7H138V9L136 8V6L135 7H133V5L132 4H134V3H132L131 4V1H130V3H129ZM138 1V0H137ZM173 1L177 4V6H175L176 4H174L173 3ZM252 1H255V0H252ZM257 1H259V2H263L264 3V0H257ZM257 1H255V3L257 2ZM135 2V1H134ZM172 2V3H171ZM246 2V1H245ZM208 3H210V4H208ZM236 3V2H235ZM235 3H233V4H235ZM258 3V2H257ZM262 3V4H263ZM118 4V3H117ZM131 5L132 6V8H130L131 6H127V5ZM137 4V3H136ZM173 4V5H172ZM254 4V3H253ZM135 5V4H134ZM251 5V4H250ZM260 5V4H259ZM217 6H219L218 8H216ZM251 7V8H253V9H249V7ZM122 7V6H121ZM226 7H227V9H226ZM237 7V6H236ZM247 7H248V9H249V11L247 10ZM257 7H260V6H257ZM134 8H136L137 10H136V12H133L134 11ZM164 8V11L163 10H161V9H163ZM126 9V8H125ZM253 10V12H251ZM161 11H163V15L161 14ZM261 13V14H260ZM7 15L8 16H10V17H12L11 19L10 18H7V19H5L6 17H7ZM109 15H111V13L109 14ZM147 15H148V13H147ZM147 15H145V16H147ZM154 15H156V16H154ZM162 15V16H161ZM6 16V17H5ZM5 17V18H4ZM161 17H162V19H161ZM148 18H149V20L151 19L149 16H148ZM164 18V19H163ZM146 19H147V17H146ZM11 20V21H10ZM140 20H142V19H140ZM93 21V20H92ZM126 22V24H125V26H126V28L128 27V30H129V28L132 30H130L131 32H134L133 30L135 29V26H136V28L137 29H135L136 30V34H132L131 35V37L133 38V40H135V41H130L131 40V37H126V38H128V39H126L127 41H124L123 39H125V38H123L122 40L123 41H119V42H117V41H115V42H113V38L112 39H110V38H108V34L109 33H111V32H114L113 30H114V28H119V26H121V25H123L124 23ZM130 24H128V23ZM141 22V21H140ZM143 22V21H142ZM158 23V22H157ZM164 23V24H163ZM133 24H136L135 26L133 25ZM142 25V27H141V25ZM156 24V23H155ZM159 24V23H158ZM158 24L156 25L157 27H158ZM235 24H236V26H235ZM239 24V27L237 26ZM241 24L242 25H245L244 27L243 26H241ZM139 26V30H138V26ZM161 25L158 27V28H162L161 27ZM154 26V25H153ZM241 26V27H240ZM108 27H110V28H108ZM113 27V29H111ZM261 27V30L259 29ZM120 28H122V26L120 27ZM124 28V27H123ZM157 28V29H158ZM77 29H78V27H77ZM109 29V30H108ZM151 29V28H150ZM155 29H156V27H155ZM121 31V30H120ZM123 31V30H122ZM157 30H155V32H156ZM261 31H263V32H261ZM117 32H118V30H117ZM153 32H154V30H153ZM154 32V33H155ZM163 32V31H162ZM108 33V34H107ZM135 33V32H134ZM147 33V34H148ZM107 34V35H106ZM123 34H124V32H123ZM149 34H151V32L149 33ZM107 36V38H106V36ZM110 35V34H109ZM127 35H129V34H127ZM158 35V34H157ZM138 36V37H139ZM146 36V35H145ZM145 36H144V39H145ZM80 37V38H81ZM84 37H86V38H84ZM147 37V36H146ZM152 37H153V35H152ZM73 38H74V36H73ZM73 38H71V39H73ZM70 39V40H71ZM75 39V38H74ZM69 40V39H68ZM112 40V41H111ZM114 40H116V39H114ZM149 40V39H148ZM147 39H146V42L148 41ZM153 41V40H152ZM127 42H128V44H127ZM129 42L131 43V45L129 44ZM160 42H161V40H160ZM243 42H244V45H246L245 44V42L247 43V49H245V47H244V49L245 50H247V54H244V51H243V49L242 50H240V46L242 47V46H244L243 45ZM149 43V42H148ZM147 43V44H148ZM242 43V44H241ZM142 45V52H139V50H135V49H138L137 47H139L140 45ZM240 44V45H239ZM249 44H252L251 46L253 47V51H250L251 49H249L248 50V48H250L248 45ZM40 38H38V37H31V39H30V41H28L27 43H26V45H25V47H23V48H19V49H16V50H14V51H11L10 53H7V54H4V55H0V64H2L5 60H10L11 58H13V57H15L17 54H21V53H27V52H30V51H33V50H35V49H37V48H39L40 47ZM72 46V45H71ZM161 46V45H160ZM238 46H239V48H238ZM156 47V44H154V47H153V50H154V48ZM217 47V48H216ZM77 48H79L78 46H77ZM159 48V47H158ZM161 48V47H160ZM73 49H75V48H73ZM139 49H141L140 47H139ZM150 49H151V47H150ZM79 50V49H78ZM77 50V51H78ZM82 50V51H81ZM135 50V51H134ZM144 50H146L147 52H145ZM152 50V49H151ZM157 50V49H156ZM181 50H189L190 51V53H188V51H186V52H182ZM236 50H239V52H240V54L242 53V54H244L243 55V58H238V57H236L235 55H236V53H237V51ZM70 51V50H69ZM75 51H76V49H75ZM141 51V50H140ZM155 51V50H154ZM161 51V52H162ZM235 51H236V53H235ZM242 51V52H241ZM258 51V50H257ZM72 52H74V50L72 51ZM80 52H81V54H80ZM137 52V53H136ZM150 53H151V51H149ZM149 52H148V56H149ZM259 52V51H258ZM258 52H256V54L258 53ZM83 53V54H82ZM155 53H156V51H155ZM234 53H235V55H234ZM252 53V54H251ZM126 54V55H125ZM144 54V56L143 57H146V55ZM158 54L160 55V51H159V49H158ZM252 56H251V55ZM255 54V55H256ZM263 54H264V52H263ZM157 55V54H156ZM148 56L146 57V58H148ZM158 56V55H157ZM161 56V55H160ZM237 56H240L239 55V53H238V55ZM133 57V59L134 58H136V59H134V60H132L131 58ZM150 57V56H149ZM240 57H242V56H240ZM128 58H130V60H128ZM122 59V58H121ZM149 59L150 58H148L147 59V61H149ZM250 59V60H249ZM263 59H264V55L262 56V61H261V65H262V62H263V64H264V61H263ZM70 60V59H69ZM128 60V61H127ZM154 60V59H153ZM134 61V65L136 66V62ZM142 61V60H141ZM146 61V60H145ZM248 61H249V64H248ZM251 61H252V63H251ZM71 62V63H72ZM125 62V61H124ZM125 62V63H126ZM138 62H139V60H138ZM185 62H186V64H189V63H193V65H196V66H198L199 67V69L197 70V68H196V70L197 71H192V69L189 71V69L190 68H188L187 66H185L184 64H185ZM68 63H70V62H68ZM127 63H126V65H127ZM143 63V62H142ZM149 63V62H148ZM243 63V65H242V67L240 68V65ZM246 63V64H245ZM124 64V63H123ZM123 64H122V67H123ZM141 63H139V64H137V66H139ZM144 64V63H143ZM198 64V65H197ZM70 65V64H69ZM129 66H130V64H128ZM132 65H133V62H132ZM133 65V70H135V66ZM190 65V64H189ZM255 65H256V63H255ZM112 66H110V68H113ZM117 66H118V68H117ZM136 66V69L138 68ZM142 65H140V67H141ZM144 66V65H143ZM218 66H220V67H218ZM247 66H246V68H247ZM253 66H254V64H253ZM70 67H72V65H70ZM131 67V66H130ZM149 67H150V65H149ZM255 67V66H254ZM262 67H264V66H262ZM110 68H109V71H110ZM125 68V67H124ZM123 68V69H124ZM143 68V67H142ZM144 68H145V66H144ZM147 68V67H146ZM242 68H244V70H242V72H239L240 74H243L244 76H243V78H242V75H241V77L239 76L238 78V80L237 81H235V83H237V85H235V83H234V88L232 87V85L230 86V87H232L233 89H234V91L236 90L238 93H236V91L234 92L233 90H232V93L230 94L229 92L231 91L230 89L231 88H228V87H226V88H228L230 91H226L225 90V92H228L227 94L229 95L230 94V97L232 98H234L235 99V97H234V95H232V94H234L235 93V95H236V99H235V102H236V105H237V107H235V105H233V103L232 102H234V99H229V96H228V99H229V101L227 102L226 100H227V98L225 97L224 98V103L225 102H227V105H228V103L230 104V100H231V104L233 105H228V107H229V110H230V112L227 110V112H228V115L230 116V114L232 113V109H233V107H235V108H237V109H235V111L236 110H239V112H238V115L236 114L237 112H235L234 111V113L236 114H234L235 116H236V119L234 118V115L233 114H231V116H233V119H231L230 117H229V120H231L230 122H233V121H235V124L237 125V122H238V119L237 118H239V119H241V121H239L240 123H238V126H237V128H235L236 127V125L234 124V129L235 130H233V135H230L229 137H230V139L229 138H227V136H226V134H227V132H229V127H232V124L230 125V123H229V125L230 126H226V128H228V131H226V128H225V126L223 125L224 124V122H225V120H228L226 117H227V115L225 116V117H223L224 118V122L221 120V119H219L218 120V116L216 115V112H215V109H214V112H215V114H214V112H213V110H212V119H214V116H216V118H217V120H216V118L214 119V121L216 120V121H221V123H219V125H218V122H217V124H215V123H213V121L211 120V116L210 117H205L206 115H207V113H206V115H205V110L207 111H211L209 108L207 109L206 107H205V103H204V99L203 98H205L204 96V93H207V92H205L204 90V93H203V91L201 92V88L202 89H204V87H206V85L208 86V84H210L211 86H213V83H215L214 84V86L217 84V81H216V79L218 80V84L220 83V80L218 79V76L222 79H224V76H220L219 75V73H221L222 75H225L224 74V71L226 72V70H229L228 72H230L231 70H232V74L234 73L235 74V76H237V74L236 73H238V71H241L240 69H242ZM248 68H249V66H248ZM247 68V69H248ZM250 68H249V70H248V72L250 71ZM258 68H259V66L256 68V70L257 71H259L258 70ZM115 69H113V72L112 73H114L115 75H116V70ZM194 69V68H193ZM59 70V69H58ZM61 70H63V69H61ZM104 70V71H103ZM119 70V69H118ZM138 70V69H137ZM143 70V69H142ZM149 70H150V68H149ZM149 70H147V71H149ZM188 70V71H187ZM234 70V71H233ZM236 70H238V71H236ZM255 70V68H253V70H251V71H254ZM260 70H261V66H260ZM263 70H264V68H263ZM93 71V74L92 73H90V72H92ZM112 71V70H111ZM123 71H125V70H123ZM122 71V72H123ZM129 71H131L132 72V70H131V68H130V70H128V72ZM146 71V72H147ZM223 71V72H222ZM244 71V72H243ZM251 71L249 72V73H251ZM58 72V71H57ZM62 71H60V73H61ZM120 72H121V70H120ZM228 72H227V75H226V77H225V79L226 80H228V81H230V79L231 78H229V79H227V76L229 75V74H231V72L228 74ZM59 73V74H60ZM63 73H64V75H65V73L66 72H62V75H63ZM69 73H68V75H69ZM89 73V74H88ZM106 73V72H105ZM108 73V72H107ZM110 73V72H109ZM126 73V72H125ZM137 73H139V72H136L135 71V75L134 76H136V77H138V75H136ZM148 73V72H147ZM257 74H258V76H261V74H260V71L259 72H256ZM256 73H254V75L256 74ZM88 74V75H87ZM90 74H92V75H90ZM123 74V73H122ZM129 74V73H128ZM234 74H233V77L232 76H228V77H232V78H235L234 77ZM240 74H238V75H240ZM252 74V73H251ZM53 75V74H52ZM55 75V74H54ZM67 75V77H70V76H68ZM80 75V76H79ZM81 75H83L84 77L85 76H87V79L86 78H84L83 76L81 77ZM99 75L98 76H96V78H97V80H98V77H99ZM111 75L113 76V74H110V77H111ZM125 75H127V74H125ZM131 75H132V73H130V76L129 75H127V76H125V78L127 77V79L129 80H131L132 81V78H131ZM142 75H144V74H142ZM146 75V74H145ZM145 75H144V77H145ZM218 75V76H217ZM253 75V74H252ZM253 75V76H254ZM78 76H79V78H78ZM103 76H104V73H103ZM116 76H118V75H116ZM264 76V75H263ZM56 77V76H55ZM61 77V76H60ZM115 77V76H114ZM119 77V76H118ZM121 77H124V76H121ZM133 77V76H132ZM255 77V76H254ZM256 77H257V75H256ZM51 78H53V77H51ZM65 77H63V80H65L64 79ZM74 78V79H73ZM105 78V77H104ZM125 78H123V80L125 79ZM140 78V77H139ZM216 78V79H215ZM54 79V78H53ZM88 79V80H89ZM112 79V78H111ZM115 79V78H114ZM119 79V78H118ZM144 79V78H143ZM143 79H142V82H143ZM214 79H215V82H214ZM222 79V80H223ZM255 80L257 79V81L259 80L258 78H254ZM24 80V79H23ZM58 80H59V78H58ZM67 80V79H66ZM82 82H81V81ZM105 79H103V81H104ZM122 80V79H121ZM127 80V83L130 81H128ZM148 80V81H149ZM207 80H208V84H206L207 83ZM209 80H211V82L212 83H209ZM213 80V81H212ZM225 80V81H226ZM260 80H261V77H260ZM55 81H57V80H55ZM75 81H74V83H75ZM95 81V80H94ZM94 81H91V83L93 84L94 83ZM109 81H111V80H108V82ZM120 81V80H119ZM130 81V82H131ZM147 81V80H146ZM145 81V82H146ZM147 81V83H149ZM203 81V82H202ZM205 81H206V83H205ZM225 81H223V82H225ZM249 81V82H248ZM257 81H254L255 82V84H257L258 82ZM64 82V81H63ZM70 82H72L71 80H70ZM98 82H101V80L100 81H98ZM121 82V81H120ZM123 82V81H122ZM133 82V81H132ZM145 82H143L144 84H145ZM203 84H205L204 86L203 85H201L202 83ZM231 82V81H230ZM257 82V83H256ZM59 83H61V82H59ZM90 83V84H91ZM102 83V82H101ZM105 83H107V81L105 82ZM112 83V82H111ZM110 82L109 83H107V84H111ZM118 83V82H117ZM116 83V84H117ZM124 83V82H123ZM137 83H138V81H137ZM142 83V84H143ZM199 83H201V84H199ZM229 83V82H228ZM233 83V82H232ZM250 83V84H251ZM62 84H64L65 85V83H62ZM67 84V83H66ZM76 84V83H75ZM79 84V83H78ZM87 84V85H86ZM91 84V86L93 87V85ZM100 84V83H99ZM98 84V85H99ZM114 84V83H113ZM125 84V83H124ZM254 84V83H253ZM253 84H252V86H253ZM54 85V84H53ZM52 85V86H53ZM71 85H73V83L71 84ZM85 85H86V87H88V83L86 82L85 83ZM94 85H97V84H95L94 83ZM97 85V86H98ZM101 85H103V83L101 84ZM100 85V86H101ZM106 85V84H105ZM104 85V86H105ZM112 85V84H111ZM119 85V84H118ZM146 85V84H145ZM155 85V84H154ZM153 85V86H154ZM157 85H155V86H157ZM163 85H165V86H163ZM222 85H229V84H227V81L225 82V83H223ZM74 86V85H73ZM76 86V85H75ZM80 85H78V87H79ZM96 86V87H97ZM100 86H98V87H100ZM116 86V85H115ZM124 86L125 87H127L128 88V90H127V88L125 89L126 90V92H125V90L124 91H122L121 89H123L124 88ZM132 86V85H131ZM131 86L129 87V86H126V84L125 85H121V87H118L115 91H114V95H116V96H114L115 98L117 97H125V95H127L128 96V91H129V93H130V91L132 92L133 91V93H130V95H132V94H134L135 92H137L135 89L133 90V87H132V89H131ZM135 86H137V85H135ZM149 86V85H148ZM237 86V87H236ZM50 87H51V85H50ZM71 87V86H70ZM109 87H110V85H109ZM114 87V86H113ZM123 87V88H122ZM146 87V86H145ZM151 87V86H150ZM209 87V86H208ZM224 87V86H223ZM248 87H250V86H248ZM74 88V87H73ZM72 88V92H73V90H75V89H73ZM77 88V87H76ZM105 88H107L106 86H105ZM142 88V87H141ZM140 87H139V91H140V89H141ZM210 88V87H209ZM237 88H240V90L239 89H237ZM253 88V87H252ZM255 88V87H254ZM82 89V88H81ZM87 89H89V91H90V89H95V88H90V85H89V87L87 88ZM104 89V88H103ZM109 89V88H108ZM111 89V88H110ZM148 90H149V88H147ZM152 89H153V87H152ZM188 89H190V92L188 93L187 92V90ZM192 89V90H191ZM194 89V90H193ZM212 89V88H211ZM37 90V89H36ZM50 90V89H49ZM67 90V89H66ZM65 90V91H66ZM79 90V89H78ZM112 90H114V88L112 89ZM121 92H123V94H121L120 95V91ZM138 90V89H137ZM147 90V91H148ZM184 90H186V93H187V95H186V93H184L185 91ZM209 89H207V91H208ZM223 90V89H222ZM222 90H220V91H222ZM241 92V90H242V92H243V90L244 91H247V92H245L244 94L245 95H247L248 97L247 98H243V93H240L239 91ZM68 91H69V89H68ZM84 91V90H83ZM85 91H87L86 89H85ZM84 91V92H85ZM97 91H99V90H97ZM104 91H105V89H104ZM144 91V90H143ZM165 91V92H164ZM215 91V90H214ZM77 92V91H76ZM82 92V91H81ZM92 92V91H91ZM93 92H95V91H93ZM92 92V93H93ZM107 92V91H106ZM115 92H116V94H115ZM125 92V93H124ZM151 92V91H150ZM153 92V91H152ZM251 92V91H250ZM64 93H66V92H64ZM64 93H62V94H64ZM68 93V92H67ZM79 93V91L77 92V93H75V92H73V94H74V97H75V95L76 94H78ZM101 93H104V92H101ZM112 93V92H111ZM211 93V92H210ZM218 93V92H217ZM223 94V96L224 95H226V93L224 94V92H222ZM62 94H60V95H62ZM71 94V96H72V93H71V91L69 92V95ZM88 94V93H87ZM97 94H98V92H97ZM117 94H119V96L117 95ZM136 94V96L137 97H139V95L137 94V93H135ZM134 94V95H135ZM140 95H141V93H139ZM192 93H190V95H191ZM264 94V93H263ZM60 95H58V96H60ZM80 95V94H79ZM86 95V94H85ZM84 94H83V96H85ZM95 95V94H94ZM101 95V94H100ZM129 95V96H130ZM134 95L133 96H131V98H133L134 97ZM203 95V96H202ZM220 95H221V93H220ZM238 95L240 96V100L238 99ZM81 96V95H80ZM104 96H106V95H104ZM112 96V98H113V100L115 101V99H114V97ZM154 96V97H155ZM160 96H162V94L160 93ZM196 96V97H195ZM199 96V97H198ZM208 95H206V97H207ZM216 96V95H215ZM26 97V96H25ZM64 97H66L65 95H64ZM63 97V99H64V101H66L65 100V98ZM69 97V96H68ZM74 97H73V99H74ZM88 97H89V95H88ZM96 97H97V95H96ZM121 97H120V99H121ZM211 97V96H210ZM222 97V96H221ZM67 98V97H66ZM109 98V97H108ZM107 98V99H108ZM116 98V99H117ZM128 98V97H127ZM130 98V97H129ZM190 98H191V96H190ZM197 98H198V100L200 101V102H202V104L199 102V101H196L197 103H195V100H197ZM217 98V97H216ZM223 98V97H222ZM26 99V98H25ZM69 99V98H68ZM68 99H67V102H69L68 101ZM70 99L72 100V98L70 97ZM119 99V98H118ZM168 99V98H167ZM186 99V100H187ZM211 99H212V97H211ZM210 99V100H211ZM226 99V100H225ZM46 100V99H45ZM51 100V99H50ZM104 100H106V99H104ZM103 100V101H104ZM110 101H111V98L109 99ZM108 100V101H109ZM123 100V99H122ZM169 100V99H168ZM168 100H167V102H168ZM172 100H173V98H172ZM175 99H174V102L176 101ZM202 100V101H201ZM204 100V101H203ZM223 100V99H222ZM74 101V100H73ZM92 101V100H91ZM101 101V100H100ZM107 101V102H108ZM109 101V102H110ZM153 101V100H152ZM159 101V100H158ZM178 101V100H177ZM212 101V100H211ZM217 101H219V100H217ZM48 101L46 100V102H45V104L47 103ZM51 103L53 102V101H50ZM50 102H49V105H51L50 104ZM58 102V99H57V101L56 102H54V103H57ZM72 101H70V103H71ZM106 102V103H107ZM118 102V101H117ZM125 102V103H124ZM130 102V101H129ZM198 102H199V104H198ZM213 102H214V100H213ZM221 102H223V101H221ZM81 103V102H80ZM83 104L85 103V102H82ZM96 103V102H95ZM98 103V102H97ZM96 103V104H97ZM106 103H104V104H106ZM111 103V102H110ZM121 103V102H120ZM123 103H124V105L126 104V106L129 104L128 103V101H127V103H126V97H125V99L123 100ZM137 103V102H136ZM136 103H134V102H132V103H130V105L129 106H125L127 109H130L131 108V111H132V108H135L136 106H140V104H139V102H138V104H136ZM142 103V102H141ZM150 103L151 102H149V106H150ZM216 103V102H215ZM59 104H60V100H59ZM63 104H65V103H63ZM101 105H102V102L100 103ZM144 104V103H143ZM148 104V103H147ZM146 103H145V105H147ZM205 104V105H204ZM207 104H209V103H207ZM235 104V103H234ZM256 105L257 104V108H258V111H257V113H255V110L253 111V108L251 109V107H254V106H251V105ZM48 104H46V106L48 107L49 106ZM73 105V104H72ZM81 105V104H80ZM79 105V106H80ZM99 105V104H98ZM112 105H114L113 103H112ZM163 105H164V109L162 108L163 107ZM202 105H204L203 107H202ZM214 105V104H213ZM222 106H220V108H225V109H228L227 108V106L225 107L224 105L225 104H221ZM41 106V105H40ZM53 106H54V104H53ZM53 106H51V107H53ZM63 106V105H62ZM78 106V105H77ZM83 106V105H82ZM84 106H85V104H84ZM109 106H111V104L109 105ZM118 106H122V109L123 108H125V107H123V104L121 105H119L118 104ZM118 106H114V107H116V109L117 108H119L120 109V107H118ZM209 106V105H208ZM218 106V105H217ZM232 106V108L230 109V107ZM50 107V106H49ZM89 107V106H88ZM108 107V106H107ZM113 107V109H115ZM130 107V108H129ZM142 107V106H141ZM161 107V108H160ZM219 107V106H218ZM46 108V107H45ZM57 108V107H56ZM90 108V107H89ZM95 108H97V106L95 107ZM103 108V107H102ZM111 108V107H110ZM157 108H158V110H161V109H163V111H158V113H157ZM204 108H206L205 110H204ZM213 108V107H212ZM240 108V109H239ZM80 109H81V106H80ZM94 109V108H93ZM99 109V108H98ZM107 109V108H106ZM105 109V110H106ZM108 109H109V107H108ZM112 109V108H111ZM116 109H115V111H116ZM121 109V110H122ZM138 109V108H137ZM136 109V110H137ZM202 109H203V112L204 113H202ZM223 110V111H220V112H218L217 111V114L219 115L220 113H223V112H226V110ZM83 110V109H82ZM87 110H88V108H87ZM252 110V111H251ZM46 111V110H45ZM99 111H100V109H99ZM101 111H102V109H101ZM139 111V110H138ZM144 111H145V109H144ZM81 112V111H80ZM114 112V111H113ZM116 112H118V111H116ZM122 112V111H121ZM227 112L226 113H224V114H227ZM241 112H242V114H241ZM83 113H84V110H83ZM83 113H81V114H83ZM134 113V112H133ZM132 113V114H133ZM153 113H156L157 115H158V119L159 120H157V119H155V116H156V114H154V116H152L151 114H153ZM161 115H160V114ZM78 114V113H77ZM89 114V113H88ZM99 114V113H98ZM120 114V113H119ZM211 114V113H210ZM213 114H214V116H213ZM240 114L242 115L241 117H240ZM39 115V114H38ZM116 115V114H115ZM146 115H144V114H142L141 116H144V117H147ZM261 115V114H260ZM128 117H130V118H127L126 117V120L127 119H129V121L131 120L132 122H134L135 123V121L137 120H139V119H142L143 117H138L137 118V116H135L134 115V118L132 117L133 115H131L130 114V116L129 115H127ZM224 116V115H223ZM239 116V117H238ZM257 116V117H256ZM97 117V116H96ZM220 117H222V114H220ZM120 118V117H119ZM118 118V119H119ZM210 118V122H208V125L209 126H207L206 125V120H208ZM82 119V118H81ZM118 119H115V121H114V118L112 119V121H114L113 122V124H119V122H117V120ZM123 119V121L126 123V120H124L125 119V117L124 118H122ZM121 118H120V120H122ZM147 119V118H146ZM160 119H161V121H160ZM149 120V119H148ZM233 120V121H232ZM237 120V121H236ZM111 121V122H112ZM128 121V122H129ZM129 122V123H132V122ZM143 121V120H142ZM141 121V122H142ZM147 121V120H146ZM164 121H166L165 123H164ZM171 121L173 122V121H177L176 122V124H177V126H176V124L173 126L174 128H175V126H176V128H177V130H178V132H177V130H176V128H175V130L174 131H176V133H177V137H176V133H172V131H173V127H170V125L171 124H173V123H171ZM215 121V122H216ZM88 122V121H87ZM106 122V121H105ZM110 122V123H111ZM121 122V121H120ZM127 122V123H128ZM139 122V121H138ZM140 122V123H141ZM151 121H148V123H150ZM153 122V121H152ZM161 122H163V124L164 125H162L161 126ZM168 122H170L171 124L169 125L168 124ZM222 122H223V124H222ZM67 123V122H66ZM73 123V122H72ZM77 123V122H76ZM82 124H83V122H81ZM121 123H123V122H121ZM120 123V124H121ZM126 123V124H127ZM129 123L127 124V127L126 128H122V130L120 129L119 130V133H120V131L122 132V134H123V131L125 130V131H128V126L130 127V125H129ZM134 123H132V125H134ZM160 123V126L158 125ZM166 123H167V125H166ZM213 123V124H212ZM65 124V123H64ZM68 124H69V122H68ZM71 124V123H70ZM109 124V123H108ZM112 123H111V125H113ZM119 124V125H120ZM125 124V125H126ZM135 124H137V122L135 123ZM142 124V123H141ZM140 124V125H141ZM221 124L224 126V129L222 130L220 127H223V126H221ZM62 125V124H61ZM61 125H60V127H61ZM66 125L67 124H65L64 126L66 127ZM107 125V124H106ZM105 125V126H106ZM122 125V124H121ZM124 125V124H123ZM124 125V126H125ZM138 125V124H137ZM145 125H146V123H145ZM156 125L157 127H155V128H153L154 126ZM168 125H169V128H167L168 127ZM64 126L63 127H61V128H64ZM78 126V125H77ZM99 126V125H98ZM135 126V125H134ZM167 126V127H166ZM220 126V127H219ZM68 127H70V126H68ZM67 127V128H68ZM73 126H71V128H72ZM75 127V126H74ZM101 127H102V125H101ZM101 127H100V132H101ZM139 127V126H138ZM141 128H142V125L140 126ZM148 127H150L149 126V124H148ZM58 128V127H57ZM76 128V127H75ZM78 128H80V127H78ZM107 128H108V125H107ZM165 128V129H164ZM173 128V129H172ZM74 129V128H73ZM72 129V130H73ZM104 129H105V127H104ZM169 129V130H168ZM170 129H171V132H170ZM65 129H63V131H64ZM67 130V129H66ZM78 131H79V129H77ZM131 130H133V129H131ZM232 130V129H231ZM58 131V130H57ZM75 131V130H74ZM167 131H169L170 132V134H168L167 133ZM226 131V132H225ZM260 131V130H259ZM55 132V131H54ZM70 132H71V129H70ZM76 132V131H75ZM114 132H115V130H114ZM129 132V131H128ZM127 132V133H128ZM138 132H139V130H138ZM137 132V133H138ZM145 132V131H144ZM165 132H166V134H165ZM232 132V131H231ZM61 133L62 132H60V135H61ZM64 133V132H63ZM66 133H68V131L66 132ZM116 133H118V131L116 130V132H115V134L114 135H118V136H120L119 135V133L118 134H116ZM126 133V134H127ZM133 133H135L134 131H133ZM140 133V132H139ZM139 133L137 134L138 136L137 137H140L141 135H142V133H141V135H139ZM230 133V132H229ZM228 133V134H229ZM259 133V132H258ZM261 133V132H260ZM264 133V132H263ZM263 133H262V136L264 137V135H263ZM74 134V133H73ZM73 134L71 133L70 135H72V137L71 138H73ZM102 134V133H101ZM114 135H110L111 136V138H110V140L111 139H115V137L116 136H114ZM128 135V134H127ZM126 135V136H127ZM132 135V138L134 137V136H136V135H134L133 136V134H131ZM62 136V135H61ZM64 136V135H63ZM68 136V138L70 137L69 135H67ZM77 136V135H76ZM98 136V135H97ZM65 137V136H64ZM101 137H103V135L101 136ZM114 137V138H113ZM224 137H225V139H224ZM263 137H262V139H263ZM61 138V137H60ZM63 138V137H62ZM67 138V137H66ZM67 138V139H68ZM105 139H106V136L104 137ZM123 138H124V136L122 135V140H123ZM141 138V137H140ZM70 139V138H69ZM95 139V138H94ZM117 139H118V137L115 139L116 140V142L118 143V141H117ZM137 139V138H136ZM227 139H229L230 141L232 140V142H233V146H231L232 148H233V150H235L236 151V153H235V151H234V154H233V151H231V150H229V154H228V156H225V154L227 155V151L226 150H223L224 149V147L226 146L227 148H228V146L226 145L229 141L227 140ZM119 140V139H118ZM125 140V139H124ZM123 140V141H124ZM129 140V139H128ZM131 140V139H130ZM129 140V141H130ZM224 140H226V142H224ZM260 140V139H259ZM106 141V140H105ZM108 141H109V139H108ZM120 141V140H119ZM132 141V140H131ZM130 141V142H131ZM111 142H112V140H111ZM125 142H126V140H125ZM133 142V141H132ZM69 144H70V142H68ZM73 143V142H72ZM94 143V142H93ZM115 143V142H114ZM121 143V142H120ZM123 143V142H122ZM226 143V144H225ZM257 143V142H256ZM83 144V143H82ZM95 144V143H94ZM125 144V143H124ZM123 144V145H124ZM127 144V143H126ZM125 144V145H126ZM141 144V143H140ZM225 144V145H224ZM62 145V144H61ZM124 145V146H125ZM132 145V144H131ZM142 145V144H141ZM141 145H140V148H141ZM229 145V144H228ZM230 145H232L231 144V142H230ZM229 145V146H230ZM234 145H236V146H238L237 148H238V150H237V148H235L234 149ZM64 146V145H63ZM65 146H67V144L65 143ZM71 146V145H70ZM70 146H69V149H70ZM119 146V145H118ZM127 147H128V145H126ZM255 146V145H254ZM58 147V146H57ZM72 147H73V145H72ZM110 147V146H109ZM132 147V146H131ZM225 147V148H226ZM59 148H60V145H59ZM62 148V150L64 149L63 147H61ZM232 148H230V149H232ZM252 148V147H251ZM66 149V147H65V150L66 151H63V153L65 152V155H67L66 154V152H70V150H72V149ZM73 149H76V148H73ZM135 149V148H134ZM57 150H58V148L56 149V154H57ZM61 150V149H60ZM61 150V151H62ZM68 150V151H67ZM80 150V149H79ZM115 150V149H114ZM138 150V149H137ZM219 150V153L221 154V152H222V154H223V151H225L224 152V158L222 157V159L220 158V154H219V156H217V157H219V159L217 158V161L216 162H214L215 160H214V158H215V153H217V151ZM220 150H221V152H220ZM48 151V150H47ZM73 151V150H72ZM135 151V150H134ZM238 151V152H237ZM256 151V150H255ZM259 151L261 152V156H263L264 155V140H263V144L261 143V145H259ZM81 152H83L82 151V149H81ZM132 152V151H131ZM131 152H129V153H131ZM139 152H140V150H139ZM232 153V155H230L231 153ZM253 152V151H252ZM54 153V152H53ZM73 153V152H72ZM76 153V152H75ZM88 153V152H87ZM141 153H142V151H141ZM141 153L140 154H138V152H137V155H141ZM144 153H143V155H144ZM22 154V153H21ZM46 154H48V153H46ZM58 154L59 155H61V152H59V150H58ZM114 154V153H113ZM117 154V153H116ZM121 154V153H120ZM124 154V153H123ZM24 155V154H23ZM34 155V154H33ZM52 155V154H51ZM79 155V154H78ZM82 155V154H81ZM84 155H85V152H84ZM132 155H133V153H132ZM137 155H133V157H137ZM143 155H141V156H143ZM50 156V155H49ZM113 156V155H112ZM242 156H244L243 158H242ZM249 156H251L250 154H249ZM0 157H2V156H0ZM20 157H22V156H20ZM92 157V156H91ZM114 157V156H113ZM112 157V158H113ZM139 157V156H138ZM212 157H213V161H210L209 159H212ZM4 158V157H3ZM126 158V157H125ZM129 158H130V155H129ZM259 158V157H258ZM263 159H264V157H262ZM2 159V158H1ZM8 159V158H7ZM16 159V158H15ZM33 159H34V157H33ZM32 159V160H33ZM45 159V158H44ZM47 159V158H46ZM53 159H54V157H53ZM109 159V158H108ZM120 159V158H119ZM127 159H128V157H127ZM126 159V160H127ZM221 159V160H220ZM255 159V158H254ZM37 160V159H36ZM35 160V161H36ZM41 160H43V159H41ZM110 160H111V158H110ZM136 160H138V162H139V158L138 159H135V161ZM147 160V161H146ZM1 161V160H0ZM9 161V160H8ZM44 161V160H43ZM48 161V160H47ZM57 161V160H56ZM200 161V162H199ZM219 161V162H218ZM252 161V160H251ZM3 163L5 162V160L4 161H2ZM11 162H13V161H10L9 162V164H10V166H11ZM21 162V161H20ZM24 162V161H23ZM36 162H38V160L36 161ZM49 162H50V160H49ZM61 162V161H60ZM111 162V161H110ZM113 162V161H112ZM126 162V161H125ZM134 162V161H133ZM212 162H214L213 163V165L212 164H210V163H212ZM262 162V161H261ZM33 163V162H32ZM35 163V162H34ZM44 163H45V161H44ZM53 163V162H52ZM103 163V162H102ZM108 163V162H107ZM121 163V162H120ZM124 163V162H123ZM135 163V162H134ZM141 163V162H140ZM209 163V164H208ZM244 163H246V162H244ZM260 163V162H259ZM6 165H8V162L7 163H5ZM21 164V163H20ZM25 164V163H24ZM40 164H41V162H40ZM47 164V163H46ZM46 164H44V165H46ZM50 164H51V162H50ZM49 164V165H50ZM61 164V163H60ZM112 163H110V165H111ZM250 164V163H249ZM258 164V163H257ZM42 165H43V163H42ZM112 165H114V163L112 164ZM147 165H145L146 167H147ZM185 165L186 166H188L189 168H186V170L184 169L185 168ZM203 165V166H204ZM205 165V166H206ZM251 165V164H250ZM9 166V167H10ZM47 166H48V164H47ZM47 166H46V168H47ZM73 166V165H72ZM104 166V165H103ZM150 166V165H149ZM260 166V165H259ZM38 167V166H37ZM74 167V166H73ZM115 167H116V165H115ZM151 167V166H150ZM215 167V168H214ZM247 167V166H246ZM249 167V166H248ZM252 167V166H251ZM13 167L11 166V169H12ZM24 168V167H23ZM36 168V167H35ZM39 168V167H38ZM41 168H42V166H41ZM51 168V167H50ZM58 168V167H57ZM108 168V167H107ZM119 168V167H118ZM149 168V167H148ZM153 168V167H152ZM151 168V169H152ZM200 170H202V173H203V171H205V170H203L202 169V166H200ZM10 169V168H9ZM16 169V168H15ZM37 169V168H36ZM76 169V168H75ZM83 169V168H82ZM102 169V168H101ZM100 169V170H101ZM121 169V168H120ZM124 168H122V170H123ZM189 169V170H188ZM197 169V170H196ZM248 169V168H247ZM260 169H261V171L262 170H264V162H263V164H261V167H260ZM6 170H7V168H6ZM5 170V171H6ZM14 170V169H13ZM33 170V169H32ZM48 170V172H49V169H46V171ZM69 170V169H68ZM67 170V171H68ZM81 170V169H80ZM105 170H107V169H105ZM119 170V169H118ZM153 170V169H152ZM194 170H196V172H194ZM211 170V171H210ZM244 170V169H243ZM249 170V169H248ZM252 170V169H251ZM8 171V170H7ZM29 171V170H28ZM34 171V170H33ZM50 171H52V170H50ZM59 171V170H58ZM66 171V172H67ZM77 171V170H76ZM81 171H83V170H81ZM108 171V170H107ZM110 171V170H109ZM113 171V170H112ZM121 171V170H120ZM125 170H123V172H124ZM155 171H156V169H155ZM250 171V170H249ZM253 171H254V169H253ZM1 172V171H0ZM14 173H13V175L15 174V171H13ZM17 172H19L18 170H17ZM17 172H16V174L15 175H17ZM27 172V171H26ZM35 172H36V170H35ZM48 172L46 173V174H44V178H43V174H42V171L39 173V176H38V174H37V176L38 177H36L35 179H36V181L33 179V178H31L32 179V182H31V179H30V181L29 180H26V182L28 181L29 182V184L30 183H37V182H41V180H39L40 179V177L42 178V181L43 182H41V184L39 185V186H42L43 185V183H44V187H46V185H45V183L48 181H46V179L49 177L48 175ZM53 172H55V171H53ZM78 172V173H77ZM76 173H77V175L78 174H80L79 173V171H77ZM95 172V171H94ZM114 172V171H113ZM118 172V171H117ZM117 172H116V174H117ZM122 172V173H123ZM153 172V171H152ZM190 172V173H191ZM199 172H201V171H199ZM206 172H208L207 170H206ZM230 172V173H231ZM10 173H12V172H10ZM25 172L23 171V174H24ZM28 173V172H27ZM34 173V172H33ZM44 173V172H43ZM59 173V172H58ZM75 173V170H74V172H73V175H71V176H73V177H76L77 178V176H75L74 174H76ZM83 173H84V171H83ZM112 173V172H111ZM143 173V172H142ZM146 173V172H145ZM185 173H186V175H185ZM201 173V174H202ZM243 173V172H242ZM253 173V172H252ZM257 173V172H256ZM263 173V172H262ZM9 174V172L7 173V175ZM22 174V175H23ZM36 174V173H35ZM42 174V175H41ZM85 174V173H84ZM84 174H83V176H84ZM91 174V173H90ZM107 173H105V175H106ZM114 174H115V172H114ZM196 174V175H195ZM204 174V173H203ZM50 175H51V173H50ZM53 175V174H52ZM62 175V174H61ZM95 175V174H94ZM105 175H104V170H103V177H105ZM121 175V174H120ZM123 175V174H122ZM128 175V174H127ZM153 175V174H152ZM185 175V176H184ZM191 175H193V174H191ZM199 175H200V173H199ZM231 174H229L228 176H230ZM249 175V174H248ZM19 176V175H18ZM56 176V175H55ZM70 176V177H71ZM98 176V175H97ZM101 176H102V174H101ZM107 176H109V174L107 175ZM112 176H113V173H112ZM119 176V175H118ZM145 176V175H144ZM143 176V177H144ZM147 176V175H146ZM146 176H145V178H146ZM182 176H184V177H182ZM204 176V175H203ZM203 176H202V178H203ZM223 176V175H222ZM233 176V175H232ZM232 176H231V178L230 179H232ZM263 176V178H264V175H262ZM9 177V176H8ZM11 177H13V176H11ZM33 177H35L34 175H33ZM51 177H53V176H51ZM86 177H88V176H86ZM93 177H95V176H93ZM93 177H91L92 179H93ZM99 177V176H98ZM111 177V176H110ZM117 177V176H116ZM123 177H121V178H123ZM130 177H131V175H130ZM189 177H191V176H189ZM200 177H201V175H200ZM209 177V176H208ZM246 177V176H245ZM16 178V177H15ZM18 178V177H17ZM46 178V179H45ZM50 178V177H49ZM69 178V177H68ZM68 178H67V180H68ZM106 178V177H105ZM111 178H115V177H111ZM117 178H119V177H117ZM193 178H195V177H193ZM223 178H224V176H223ZM229 178V177H228ZM250 178V177H249ZM5 179V178H4ZM3 178H1L0 177V183L2 184V183H7V181H5ZM14 179V178H13ZM57 179V178H56ZM80 179V178H79ZM90 179V178H89ZM91 179V180H92ZM96 179H97V177H96ZM192 179V178H191ZM12 180V179H11ZM15 180V179H14ZM16 180H18V179H16ZM33 180H34V182H33ZM38 180V181H37ZM51 181L52 180H54V179H50ZM49 180V181H50ZM59 180V179H58ZM72 180V179H71ZM106 180H107V178H106ZM109 180V179H108ZM113 180V179H112ZM115 181H118L117 179H114ZM254 180V179H253ZM19 181V180H18ZM20 181H22L21 179H20ZM46 181V182H45ZM49 181L47 182L48 184H47V187L49 186ZM60 181V180H59ZM93 181V180H92ZM119 181H121L120 182V184H119V186H120V188L124 185V184H121V183H123V181L121 180V179H119ZM137 181V182H136ZM161 181V180H160ZM180 181V180H179ZM196 181V179H194V181L192 180V184H196L195 182H197ZM225 181H227V180H225ZM262 182H263V180H261ZM11 182V181H10ZM24 182H25V180H24ZM23 181H22V184L21 183H19L18 182V185H17V181H13L12 180V184H14L15 186L17 185V186H19L18 188L20 189V186H23L25 183H24ZM94 182V181H93ZM181 182H182V180H181ZM180 182V183H181ZM191 182V181H190ZM74 183V182H73ZM81 182H79V184H80ZM105 183V182H104ZM108 183H109V181H108ZM112 183V182H111ZM116 183V184H117ZM222 183V182H221ZM26 184H28V183H26ZM54 185H55V183H53ZM78 184V183H77ZM82 184V183H81ZM89 184V183H88ZM110 184V183H109ZM116 184H114V185H116ZM157 184V185H156ZM224 184V183H223ZM57 185V184H56ZM73 185V184H72ZM113 185V184H112ZM152 185V186H151ZM159 185V186H158ZM186 185V186H187ZM220 185V184H219ZM29 186V185H28ZM31 186V188L29 189L30 191L33 189V185L31 184L30 185ZM37 186V187H36ZM60 186V185H59ZM64 186V185H63ZM104 186V185H103ZM106 186H107V183H106ZM213 186H216V188L218 187L217 185H215V183L213 184ZM222 186V184L219 186V187H221ZM224 186H225V184H224ZM3 187V186H2ZM1 187V188H2ZM25 187H27V186H25ZM35 187H36V189L37 188H39L38 187V185L37 184H35ZM35 187H34V189H35ZM50 187H52V183L50 184ZM1 188H0V190H1ZM4 188V187H3ZM78 188V187H77ZM108 188V187H107ZM164 188L166 189L165 191H164ZM185 188V187H184ZM5 189V191H6V188H4ZM10 189V188H9ZM22 189V188H21ZM53 189V188H52ZM109 189H111V188H109ZM113 189V188H112ZM117 189H118V187H117ZM169 189V190H168ZM185 189H187V188H185ZM37 190H39V189H37ZM27 191V190H26ZM34 191V190H33ZM36 191V190H35ZM81 191V190H80ZM29 192V191H28ZM40 192V191H39ZM42 192V191H41ZM41 192H40V195L38 196V197H40L41 198ZM97 192V191H96ZM106 192H108V191H106ZM105 192V193H106ZM111 192H112V190H111ZM79 193V192H78ZM109 193V192H108ZM6 193H4L3 194V191H0V198H1V196L3 197V195H5ZM37 194H39V193H37ZM77 194V193H76ZM186 194V193H185ZM18 195V194H17ZM105 195V194H104ZM107 195V194H106ZM188 195V194H187ZM9 195H7V197H8ZM14 196V195H13ZM36 196V195H35ZM52 196H53V194H52ZM56 196V195H55ZM21 198H22V196H20ZM19 197V198H20ZM57 197V196H56ZM18 198V197H17ZM74 198V197H73ZM99 198V197H98ZM197 198V197H196ZM14 199V198H13ZM16 199V198H15ZM30 199H31V196H30ZM47 199V198H46ZM66 199H67V197H66ZM86 199H87V197H86ZM85 199V200H86ZM144 199V201H140V200H143ZM42 200V199H41ZM45 200V199H44ZM43 200V201H44ZM61 200H63V199H61ZM65 200V199H64ZM146 200V201H145ZM191 200V199H190ZM33 201H34V198H33ZM51 201H52V199H51ZM78 201V200H77ZM80 201V200H79ZM24 202H25V200H24ZM29 202V201H28ZM28 202L26 203V205L28 204ZM148 202V203H147ZM49 203H50V201H49ZM52 203V204H51ZM50 204L51 205H54L53 204V202H51ZM65 203V202H64ZM73 203H74V199H73ZM104 203V202H103ZM129 203V204H130ZM131 203V204H132ZM151 203V204H150ZM12 204H14V203H12ZM21 203L19 202V205H20ZM32 204H33V202H32ZM49 204V205H50ZM60 204V203H59ZM65 204H67V203H65ZM70 204V203H69ZM72 204V203H71ZM75 204H76V202H75ZM74 204V205H75ZM79 204V203H78ZM78 204H77V206H78ZM84 204V203H83ZM126 204H128V203H126ZM128 204V205H129ZM133 204V205H134ZM2 205V204H1ZM16 205H18L17 203H16ZM16 205H14V208L16 207ZM17 206V208L19 209V207H20V209L22 208V206L24 205H22L21 204V206ZM31 205V204H30ZM48 205V206H49ZM56 205V204H55ZM73 205V204H72ZM156 205V204H155ZM44 206V205H43ZM67 205H65V207H66ZM86 206H88V205H86ZM85 206V207H86ZM93 206V205H92ZM91 206V207H92ZM100 206V205H99ZM130 206H132V205H130ZM129 206V207H130ZM157 206H159V205H157ZM9 207V206H8ZM31 208H29V204L27 205V207H25L24 206V208L26 209V208H28L27 210H25L24 209V211L25 212H27L26 213V217H25V219L23 218L21 221H26V219L28 218L27 216H29V214H30V217H31V215H34L35 216V218L37 219L38 217H39V221L41 220V218H40V216H42V215H40V214H38L39 216H36V214H34L35 212H33L34 210L32 209V207H33V205L32 206H30ZM40 207V206H39ZM46 207V206H45ZM55 207V206H54ZM59 207V206H58ZM64 207V206H63ZM70 207V206H69ZM80 207H81V205H80ZM84 207V206H83ZM104 207V206H103ZM156 207V206H155ZM162 207H164L163 205H162ZM7 208V207H6ZM9 208H11V207H9ZM17 208H15L16 210H17ZM37 208V207H36ZM41 208V207H40ZM39 208V209H40ZM47 208V207H46ZM51 208V207H50ZM72 208V207H71ZM74 208H75V206H74ZM77 208V207H76ZM97 208V207H96ZM138 208V209H137ZM159 208V207H158ZM3 209H5V208H2V210ZM19 209V210H20ZM23 209V208H22ZM32 209V210H31ZM57 209V208H56ZM73 209V208H72ZM80 209V208H79ZM85 209V208H84ZM83 208H82V210H84ZM89 209V208H88ZM88 209H87V212H88ZM99 209L100 208H97V209H95L96 210V215H97V210L99 211ZM126 209V208H125ZM60 210H62V209H60ZM60 210H58L57 211V213L60 211ZM65 210V209H64ZM69 210V208L66 210V211H68ZM91 210H92V208H91ZM95 210H92V211H95ZM10 211V210H9ZM23 211V210H22ZM24 211L22 212V214L24 213ZM51 211L53 212V210L51 209ZM65 211V212H66ZM75 211V210H74ZM85 211V210H84ZM100 211H101V209H100ZM104 210H102V212H103ZM124 211V212H123ZM123 211H120V212H123V215L126 217L127 215H129V217L127 216V219H129L130 217H132L133 216V212H132V210H130V209H128V210H123ZM133 211H134V209H133ZM150 212V213H147V212ZM42 212V211H41ZM46 212H47V209H46ZM52 212H50V213H52ZM65 212H63L64 214H65ZM76 212V211H75ZM86 212V213H87ZM135 212V213H136ZM32 213V214H31ZM61 213V212H60ZM68 213V212H67ZM70 213V212H69ZM106 213V212H105ZM107 213H108V211H107ZM134 213V215H136ZM47 214V213H46ZM46 214H45V216H46ZM63 214V215H64ZM79 214H80V212H79ZM100 214H103V213H101L100 212ZM109 214V213H108ZM122 214V213H121ZM143 214V213H142ZM2 215V214H1ZM3 215H4V212H3ZM23 215H25V213L23 214ZM56 215H58V214H56ZM90 215L92 216V214L90 213ZM132 215V216H131ZM144 215V214H143ZM52 216L54 217V215L52 214ZM60 216V215H59ZM62 216V215H61ZM72 216V215H71ZM84 217L85 216V219H87L89 216L87 215V214H81V217ZM88 216V217H87ZM94 216V215H93ZM99 216V215H98ZM103 216V221L104 222H107V220H109L110 221V219H111V217H108V219L106 220V219H104V215H102ZM171 215H169L168 217H170ZM24 217V216H23ZM30 217H29V219H30ZM47 217V216H46ZM62 217H64V216H62ZM67 217H69L68 215H67ZM79 218H80V216H78ZM78 217H77V219L75 220V221H77L78 220ZM87 217V218H86ZM96 217V216H95ZM100 217H101V215H100ZM136 217V216H135ZM59 218V217H58ZM90 218V217H89ZM92 218V217H91ZM171 218V217H170ZM169 218V219H170ZM1 219V218H0ZM5 219H7V217L5 218ZM11 219V218H10ZM10 219H7L8 221H9V223H10V221L12 222L10 225H12V224H14V226H16L15 224V222H17V228H18V226H21V225H23V222H21V221H16L17 219H12V220H10ZM28 219V220H29ZM35 219V220H36ZM42 219H43V217H42ZM46 219H48V217L46 218ZM65 219V218H64ZM80 219H82V218H80ZM79 219V220H80ZM97 219V218H96ZM101 219V218H100ZM146 219V218H145ZM6 220V221H7ZM45 220V219H44ZM44 220H43V222H44ZM62 220V219H61ZM73 220V219H72ZM111 220H114L113 218L111 219ZM131 220V218L129 219V221ZM135 220V219H134ZM138 220V219H137ZM5 221V220H4ZM8 221H7V223H8ZM38 221V220H37ZM53 221V220H52ZM51 221V222H52ZM55 221V220H54ZM64 221V220H63ZM81 221H85L84 219L83 220H81ZM80 221V222H81ZM128 221V222H129ZM259 221V220H258ZM0 222H1V220H0ZM18 222H21V223H19V225H18ZM27 222V221H26ZM26 222H24V227H22L21 226V228H24L25 229V231H28V230H30V229H28V230H26L27 229V227L29 228V227H31L29 224H28V222L26 223ZM51 222H49V223H51ZM66 222V221H65ZM79 222V221H78ZM115 222V221H114ZM131 222V221H130ZM137 222V221H136ZM135 221H134V223H136ZM141 222H142V220H141ZM176 222V221H175ZM174 222V223H175ZM201 222H203V221H201ZM25 223H26V225L27 226H25ZM30 223V222H29ZM70 223V222H69ZM68 223V224H69ZM72 223V222H71ZM76 223V222H75ZM109 223L110 222H108V225H109ZM37 224H39V222L37 223ZM102 224H105V223H102ZM152 224V223H151ZM150 224V225H151ZM172 224H173V222H172ZM171 224V225H172ZM192 224H198V221H196V219H194V218H186V219H179V220H177V222L173 225V227L171 228L172 230H183L184 231V226H187V227H190ZM4 225V224H3ZM9 225V226H10ZM29 225V226H28ZM56 225V224H55ZM54 224H53V227L55 226ZM71 225V224H70ZM194 225V226H195ZM199 225V224H198ZM0 226H1V224H0ZM35 226H36V224H35ZM41 226V225H40ZM50 226H51V224H50ZM74 226V225H73ZM197 226V225H196ZM4 226H2V228H3ZM8 226L6 225V229H8V232H13L14 231V234L13 233H11V234H7L6 233V231H5V229H3L1 232L3 233V231H4V234H2V233H0V260L1 261H3V263L5 264V263H7V262H9L8 261V259H9V257L11 258V256H12V254L14 255L15 253H13V251H12V249H13V247H14V244H15V246L17 245L16 244V242H18V240L16 239V236H18V239H21L22 237H25L26 236V234H27V232L25 233V235L23 236L22 235V237L20 236L21 234V232H19V234H17L18 233V230H17V228L15 227L14 229H12L13 227H10V229L9 228H7ZM44 227V226H43ZM1 228V229H2ZM74 228V227H73ZM264 228V227H263ZM15 229L17 230V232L15 231ZM19 229V228H18ZM47 229H48V227H47ZM65 229V228H64ZM100 229H101V231H102V229H104V228H102V227H100ZM192 229V228H191ZM256 229V228H255ZM13 230V231H12ZM19 230H23V229H19ZM68 230V229H67ZM49 231V230H48ZM60 231V230H59ZM59 231H57L58 233H59ZM101 231H98V233H99V235H102L101 233H105V232H101ZM15 232H16V236H15ZM23 232H24V230H23ZM22 232V233H23ZM54 232H55V230H54ZM54 232H52V234L54 233ZM73 232V231H72ZM172 232V231H171ZM6 233V234H5ZM96 233V232H95ZM176 233V232H175ZM3 235V237H1L2 235ZM13 234V235H12ZM55 235V234H54ZM13 236L15 237V238H13ZM19 236H20V238H19ZM34 236V235H33ZM59 236V235H58ZM165 236V235H164ZM258 236V235H257ZM10 237L12 238V240L13 241H11V239H10ZM39 237V236H38ZM163 238V237H162ZM17 240L16 242H15V240ZM25 238H22V240H21V242L24 240ZM31 240V239H30ZM160 240V239H159ZM166 240V239H165ZM167 241V240H166ZM20 242V241H19ZM21 242H20V244H18V246H17V250H18V247L20 248V246H21ZM165 242V241H164ZM31 243V242H30ZM23 244H26V247H27V243H24V242H22V245ZM25 246V245H24ZM31 246V245H30ZM60 246H61V244H60ZM165 246V245H164ZM168 246V245H167ZM170 247V246H169ZM29 248V247H28ZM56 248V247H55ZM154 248V247H153ZM152 248V245H151V249H153ZM165 248V247H164ZM14 249L16 250V248L14 247ZM22 249V248H21ZM30 249V248H29ZM151 249H149L150 250V252L152 253V251L153 250H151ZM17 250H16V254L19 252V251H21L20 249H19V251L17 252ZM23 250H24V248H23ZM22 250V251H23ZM148 251V248L147 249H145V251ZM147 251L145 252V253H147ZM157 251V250H156ZM144 252V251H143ZM150 252H148V253H150ZM12 253V254H11ZM21 253V252H20ZM11 255V256H10ZM19 255V254H18ZM221 255V254H220ZM263 255V254H262ZM23 256V255H22ZM21 256V257H22ZM225 256V255H224ZM15 257V256H14ZM231 257V256H230ZM8 258V259H7ZM16 258V257H15ZM24 258V257H23ZM221 258V257H220ZM7 259V261L6 262H4L5 260ZM10 260H13L12 258L10 259ZM14 261V260H13ZM0 264H2L1 262H0ZM180 264V263H179Z\"/></svg>",
  "mask_w": 264,
  "mask_h": 264
}]
</instances>
